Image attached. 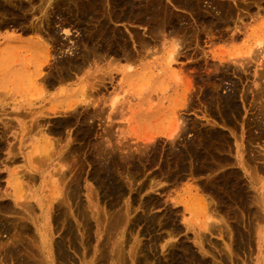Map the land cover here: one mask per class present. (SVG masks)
Masks as SVG:
<instances>
[{
    "label": "rangeland",
    "instance_id": "rangeland-1",
    "mask_svg": "<svg viewBox=\"0 0 264 264\" xmlns=\"http://www.w3.org/2000/svg\"><path fill=\"white\" fill-rule=\"evenodd\" d=\"M133 1H135V0H130V2H133ZM143 1L144 0H136V2H133V3L143 5L145 2V1L144 2ZM192 1L195 3L194 12H193V10H189V11H191V12H189L188 9L186 10L184 8H180L181 6H179V5H177V6L175 5L176 8L172 4H171L172 6L170 5V8L172 7L171 11L173 12L172 15H174L175 21L177 22V24H179V22L181 23V24H179L180 26H178V27L182 26L180 29L184 28L182 30L179 29V32L177 31L174 34L166 31L165 34H155L154 35L153 31L151 32V30H149V27H150L149 24L150 23H146V22L139 23V22H134L133 20H131L129 22H127V21L126 22L125 21H115L114 23H111L112 25L110 24L111 32H112V27L114 25V28L119 29L122 32V35H124L125 38L128 40V43H130L132 45L131 46L129 44L132 47V49H134V51H135V46H136V41H135L136 39L138 40L139 37H143L145 39L148 38V40L150 38L152 39V40L150 39L152 41L150 43V46L148 48H146L145 51H143L144 53L142 52L143 58L140 57L136 61H132L133 65L136 67L133 68V70L130 72H131V74L133 71L136 73H134L131 76V82L130 83H126V75H124V74H126L124 71V69L126 68L125 67L126 65L124 66V69L122 67H120L121 65H124V63H127V61L125 59L124 60L120 59V61H119L118 59L121 57H117V56L113 55L112 53H106V54L103 53V54H101L102 57H99L98 55L92 56V55L88 54V49H86L87 45L89 44L88 46H90L92 44H90V43L87 44L86 40L88 37H86L85 35L88 36V34H89L88 32L93 30V29L90 28L89 25L87 26L86 22H82V24L79 23V25H77V24L75 25L77 20L75 21L72 19H70V20H72L73 22H71V24L65 25L64 26L65 28L62 30V32L60 30V32L57 35L56 34L48 35L49 37L53 38V39H51L48 37L56 45L55 46L56 50L54 49L55 51L54 50L50 51V53H52V54L47 52V54H49L48 55L49 57L47 60L48 63L46 61V64L44 63L39 68L35 67V69H34L33 63L29 62L27 64V67L25 69V73L28 76H31V78L28 77V79H30V81L26 80L27 81L26 83H28L27 84L28 88L25 89L21 85V81L18 80V78H16L17 77V70L19 69V66L13 67V69L16 72V77L13 76V78H12L13 81H11V83L7 87L2 86V88H0V101H1L0 102V109H1L0 114H2V115H0V210H1L0 211L1 212L0 213V224H2V226H0V227H2V228H0V233H2V234H0V240H1L0 241V248L2 250V251L0 250V264H17V263H19V261H21L20 259L25 260V261H29V260H33L34 257H36V258L40 257V259H42L40 262L44 261V263L42 262V264H45V263L49 264L48 260L46 261L47 257L42 253V250H40L39 245L42 246V244H41V242H38L40 240V238H39V235L36 234V233H38L36 230V227H34L35 226L34 220H36L35 216H37L40 213L38 208L35 210L31 208V209H28L29 210L28 211L26 208H23L22 205H20V204L18 205V203H16V200L12 196H10V195L7 196L6 193H11L12 191L15 190V187H17L19 190L20 189H22V191L25 190L24 191L25 194L26 193L32 194V191L34 190L33 194L35 192H39L42 195H46L48 192L46 189H48V188L50 189V184L48 182L50 181L49 178H51L52 173H56L59 177V180L63 179V177L60 178L61 177V175L59 174L60 170H58L60 167H61V169H67V168L71 167V168H69V169H71V171L69 170L70 172H68V174H67L68 177L64 179V185L66 183H68L67 181H70V179L73 180L75 177H78L77 175L81 174L82 177L80 176L78 178V182H80L79 185L81 186V189H80L81 194L80 195H84V196H80V198L83 201V203L85 204L86 208L90 205H93V210L95 212H97L98 214L95 213L96 217L95 216H93V217L88 216L87 217L88 218V224L90 223L92 225L89 224L90 226H88V229H86L87 223L84 220L85 217H83V216L81 217L79 215V218L76 220V218H74V216L72 215V214H74L73 211L68 207L71 211L67 210L68 214H67V217L66 216L65 217L71 218L68 220H71V221L74 220V225H73L74 228L73 229H74V235L76 237L74 236L73 237L74 240H72L70 234L65 235L66 238L63 237L64 235L63 236L61 235L63 232H66L65 228H64L65 226H63L64 222H66V221H63L65 218L62 219L63 225L59 224V225H61L60 227H61L62 233L60 234L61 231H59L60 228L58 227L59 226L58 225L57 228L55 229V232H57V233H55V237H56V240L57 239L59 240V239H61V237H60V235H61L62 239L64 241V249L68 250L71 253H68V251H67V254H69V255H67V254L65 255V257L67 259L65 257L62 259H60L59 257L55 258L57 256L55 254V257H54L55 258V260H54L55 264H66V263L67 264H69V263L70 264H76V263L77 264H84L85 262H86L85 264H93V263L95 264V262H97L99 264H106V263L107 264H117V263L121 264V262H118V260L122 261L120 259H122L125 255H126L125 258L127 257V259H130L127 261L126 259L123 258L125 260L124 262H126V263L128 262L127 264H134L135 263L134 260H136L137 258H139V259L142 258L141 261L144 260L143 264H160V263L161 264H183L182 260L186 261V263L184 262V264H198V263L199 264H203V263L205 264V261H207L206 264H213V263H215V261H216L215 264H219L220 263L219 260L220 261L224 260L221 262V264H226V263L227 264H229V263L230 264H264V158H263L264 157V89H263L264 88V51H262V53H260L261 50H264V0H224V1L223 0H192ZM220 1L223 3H221ZM247 3H249V4H247ZM207 5H210V6H207ZM257 5H259V6L257 7ZM6 6H8V3L6 4ZM215 6H216V9H215ZM207 7H209V8H207ZM245 7H247V8H245ZM231 9H232L231 14L226 12V11L231 10ZM197 10H198V12H197ZM222 10H223V12H222ZM1 11L2 10L0 9V13H1ZM217 11H219V12H217ZM201 12H202V14H201ZM220 12H222V13H220ZM224 12H226V13H224ZM27 13H29V12H27ZM56 13H57V9L55 10V13L53 12V14H52L53 17L51 19L53 21L57 20L58 22H60V20H61V22H62L64 19L60 18L58 13L57 14ZM223 13L225 14V17L228 18V20L225 17H223L224 16V15H222ZM39 14H36L35 20H36V17L41 15V14L40 15ZM218 14L219 15L221 14L222 18L226 19L227 21L223 20L222 18L220 20L218 18ZM243 14H244V17H243ZM182 15H184V16H182ZM216 16H217V18H216ZM11 17L13 18V16L11 14L6 15V16H3L2 14H0V21L2 19H4V20L7 19L6 21H8L7 23H9V20H10V22L12 20L8 19V18H11ZM64 17L66 18L67 16L65 15ZM185 18H186V20H185ZM201 18H203V21ZM239 18H240V20H239ZM180 19H181V21H179ZM187 19H189V20H187ZM241 19H243V21ZM31 21L32 20L30 17L29 21H27L26 23L28 25H30L29 23L34 22V21L31 22ZM188 21H190V22H188ZM206 21H208L207 22L208 24L209 23H211V25L213 24V26L209 27L208 24L206 23ZM211 21H213V22L215 21V22L213 23ZM239 23H241V24H239ZM204 24H206L207 26ZM9 25H12V24L9 23V24H6L4 26L0 22V43L1 44H7L8 43V40H6V38H5V35L7 33L19 32V33H15V34H22L21 33L22 31L19 30V28L16 29V26H9ZM82 25H84V26H82ZM116 25H117V27H116ZM192 25H195V26H192ZM53 26H58V25L54 24ZM189 26H191L192 28L190 27V29H189ZM197 26H198V28H197ZM193 27H195V28H193ZM238 27H240V29ZM12 28H13V30H12ZM83 28H84V31H82ZM86 28H88V29H86ZM67 29H70L72 31V33L67 35V33H68ZM191 29H193V30H191ZM197 29H199V30H197ZM223 29H225V30H223ZM226 29H229V30H226ZM14 30H16V31H14ZM236 30L238 31V33ZM191 31H196V35H194L195 32H191ZM198 31H201V32H198ZM135 32L137 34H135ZM139 32H141V33H139ZM190 32L192 33L190 35L192 37L186 36ZM79 33H81V34H79ZM127 33H129V34H127ZM27 35H29V34H24V35L22 34V38L26 37ZM159 35H162V36H159ZM163 35H165V36H163ZM145 36H147V37H145ZM69 38H70V40H69ZM81 38H82V40H84L86 38L84 40L85 43H83ZM168 38H170V39H168ZM177 38H179V39H177ZM179 40H181V41H179ZM71 41H72V43H71ZM176 41L179 43L177 44ZM76 42L78 43L77 45H76ZM95 42H96V40H95ZM95 42L93 44H96ZM194 42H196V43H194ZM79 43H80V45H79ZM159 43H161V44H159ZM99 44H101V43H99ZM211 44H212V46H211ZM46 46L48 47V51H49L50 47L48 46V44H46ZM176 47H178V49L179 48L180 49L178 50ZM88 48H90V47H88ZM160 48L161 49L163 48V49L160 50ZM173 49H174V51H173ZM175 49H177L180 52H178L177 50L175 51ZM72 50H74V51H72ZM56 51H58V52H56ZM85 51H86L87 55L84 54ZM185 51L187 54L185 53ZM157 52H159V53H157ZM171 52H174V54H176L175 58L176 57L177 58L170 65V64H167L166 61H167L168 57H170L169 54ZM176 52L179 53V55H177ZM31 53L32 52H25L23 54V56L26 55L27 60H28V58H31V55H30ZM148 53L150 54V56L148 55L149 57L148 56L146 57V54H148ZM152 53H153V57H152ZM53 54H55V56ZM83 54H84V56H86V58H90L91 60L83 58ZM257 54H259V55H257ZM150 57H152V58H150ZM144 58H145V60L146 59L148 60L147 64H143V62L145 61ZM41 60H42V56H41ZM43 60H44V58H43ZM49 60H51L52 62H50ZM63 60H69V62L78 61L79 64H82V65H80V67H78L77 69L74 67H72V69L71 68L68 69V72L70 74H72V75L69 74V76L72 78L69 79V77H67V79L63 78V79L59 80L58 79L59 73H57L55 71H58L59 69L62 68L61 67L62 65L60 66V64H61L60 62ZM111 60H113V61H111ZM111 62H113V63H111ZM209 63L211 66L209 65ZM225 63H226V65H225ZM59 66H60V68H59ZM244 66H245V68H244ZM63 67L66 68L67 66L65 65ZM115 67H117L118 70ZM118 67L122 68L121 71L119 70ZM43 70L46 72H47V70H52L51 71L52 74L50 73V75L52 76L53 73L55 72L52 78L58 79V81L56 80L54 82L55 85L53 84L51 86V88H49V89L45 87V82L42 79H40L43 77L42 74L45 73ZM262 71H263V73H262ZM0 72H3V71H0ZM104 72H105V74H104ZM260 72H261L262 76H261ZM128 80H129V78H128ZM213 80H214V83H213ZM42 82H43V84H42ZM241 82H243V84ZM104 83H106V84L104 85ZM215 83H217V84H215ZM262 83H263V85H262ZM93 84L94 85L96 84V85L94 86ZM192 84H193V86H192ZM41 85L44 88L41 87ZM190 85L193 89L190 87ZM214 85L216 86V88L214 87ZM208 87L211 88L212 90L211 89L209 90ZM248 87H249V89H247ZM205 88L209 91H207ZM257 88H259V89H257ZM39 89L41 90V92L39 91ZM253 89H254V91H253ZM193 90L196 92L194 93ZM206 91L208 94L206 93ZM230 91L232 92L233 99H234L232 101L231 105H230V103L227 104L226 103L227 101H223V99H222V102L217 101L218 97H220L219 95H221V94L224 95L225 93H230ZM37 92H39V94ZM89 92H90V95H89ZM234 92H235V94H233ZM210 93H212L213 96ZM85 94H86V97H85ZM91 94H92V96H91ZM209 95H211V96H209ZM216 95H218V96L215 98ZM95 97H97V98H95ZM208 97H210V98H208ZM238 97H239V99H238ZM83 98H85V99H83ZM50 101H51V103H50ZM62 101L67 102L69 104L74 101L73 104H75V105L74 106L71 105V106H73V107L77 106V108L79 107L78 109L81 113V114H79V112H76L78 116H75V113L72 114L73 116L71 114L70 115L67 114L68 116H70V118H72V123H71L72 126L69 124L71 126V127L69 126V128L70 129L72 128V129L71 130L69 129L70 132H69L67 127L64 129V133L66 131H68L69 133L68 132L67 133L69 134V136L72 138L74 136V138H75V142H73V143L74 144L77 143L75 145L78 146L77 147L78 152L76 151L75 157H77L76 159L78 161L80 159L82 160V161H80V162H83V163H81V167H80V162H78L74 157L68 158L69 160L72 159V160L77 161V162L76 161L72 162L70 160L71 163H74V166H72L73 164L69 165V163H70L69 160H68L69 161L68 164L65 162V164L68 165L69 167H67L65 164L62 165L64 163V160L65 161L67 160V159H63V157H62L63 162L61 164L59 162V161H62L59 159H61L60 157L63 156L64 150L67 148L66 142H68L69 140H66L64 142H61L62 140L59 141L60 144H62L61 147H60L59 143H58L59 145L55 144L54 147L56 145L58 147L57 148L55 147L56 149H54V151L52 153L50 152L51 154L49 153V151L52 148H49V151L44 150L47 154L49 153L48 156H46L47 158L50 155V157L48 159L46 158V161H43L45 167L43 166V163L42 164H36V163H40L39 161H41V160L39 159V157L43 158V155L45 152H43V155L37 154V155H39V156H37L39 161L36 158H34V159L31 158V160L29 161L28 158L26 157V154L28 153V151H30L32 149V145H30V143L32 144V141H33V136L30 135V133L26 132L27 130L24 129L26 123L29 122L28 121L29 119H30V121H32L35 117H41V119H42L43 117L54 116L51 119L48 118L50 121L49 120L48 121L42 120V123L46 124L47 127L52 126V124L54 127H56V125L59 124L56 122H60L63 119L69 118L68 116L63 115V114H59L56 116L51 115L53 113V111H55L54 108H57L58 110H59V108H61V106H62L61 102ZM76 102L77 103L79 102V103L77 104ZM203 102H205V103H203ZM217 102H219V103H217ZM195 103L198 105H196ZM220 103H221V105H224V106H221ZM86 105L88 107L82 108L83 106H86ZM107 105L108 106L110 105V106L108 107ZM232 105H234V106H232ZM30 106L33 108H31ZM26 109H29V112H32L33 109H34V111L29 116L30 113L27 114L28 111H26ZM16 110H18V111H16ZM22 110H24L27 114V118L26 117H25L26 119L24 118L25 120L23 119V117L26 114H22V117H21ZM8 111H10V112L8 113ZM105 111H106V113H105ZM50 112H52V113H50ZM83 112L89 116L87 117V115L83 114ZM89 113L90 114L92 113L91 116H94V117L91 118ZM261 114H262V116H261ZM11 115H13V116H11ZM80 115H82V116L85 115V116L82 117ZM226 115H227V117L228 116L229 117L227 118ZM61 116H62V118H61ZM11 117H13V118H11ZM31 118H33V119H31ZM75 118L78 120H76ZM80 118L82 119V121L80 120ZM84 118H85V120H83ZM86 118H88L87 119L88 121L86 120ZM175 118H176V120L178 119L177 120L178 123L173 120ZM261 118H263V119H261ZM183 119L187 122L186 123L184 121L187 124L189 129L185 130V128L183 127V125H185V123L182 122ZM255 119H258V121L257 120L255 121ZM73 120H74V122H73ZM201 120H202V122H201ZM211 120H212V123H211ZM26 121H28V122H26ZM52 121H53V123H52ZM80 121L82 122L83 125L81 124ZM173 121L175 124L173 123ZM47 122H50V123H47ZM85 122H87V123H85ZM88 122L92 123L91 126H90V123H88ZM179 122L180 123L182 122L181 123L182 125L179 124ZM48 124H50V126ZM86 124H87V126H86ZM4 125L7 126L8 129H6V127H3ZM80 125H81V127H79ZM88 126H90V127L88 128ZM171 126H173V127H171ZM15 128H17V129H15ZM81 128L83 130H79ZM91 128H92L93 132H92ZM232 128H234V130ZM175 129H177L179 132H182V134L179 132H178L179 134H177V130H175ZM215 129H216V131H215ZM8 130H10V131L8 132ZM86 130H88L90 133H88V131H86ZM180 130H182V131H180ZM217 130H219V132ZM75 131H76L77 137L75 135ZM173 131H175L176 134H174ZM184 131H185V133H184ZM212 131L217 132L218 135L220 133L219 136L220 137L222 136V137L221 138L217 137V140L219 139L220 143H222V144L224 143L223 144V146L225 145L224 148H218L217 147V148L211 149L212 148L210 146L211 142H208V144L205 143L207 140H209L208 139V138H210L209 134H211ZM1 132L2 133L4 132V135ZM71 132L74 135L71 134ZM169 132H170V134H169ZM207 132H210V133L208 134ZM254 132H256V133H254ZM91 133H92V135H91ZM199 133H202V134H199ZM68 134H63V135L66 136ZM81 134H85V136L87 138H85L84 135H81ZM104 134H106V135H104ZM55 135L56 134H54V136ZM171 135L176 136V137H174V141H176L178 139L179 141L177 140L176 142H180V143H177L176 145H174L172 143V141L170 139H168L169 137L172 138ZM199 135H201V136H199ZM24 136H25V138H24ZM52 136H53V134H52ZM56 136L59 137V135H56ZM78 136H80L82 138H80ZM197 136H199V138ZM203 136H205V138ZM10 137H11V139H10ZM146 137H147V139H149V141L145 139ZM154 137H156V138H154ZM97 138H100V139H97ZM175 138H177V139H175ZM71 140L74 141V139H71ZM223 141H225V142H223ZM81 142H82V144L80 145ZM132 142H133V144H132ZM202 142H203V144H206L205 145L206 149L204 148V145H202ZM14 143H15V145H14ZM16 143H18L20 145L17 144V147L15 148ZM12 144L14 145L13 147H12ZM79 145H80V148H79ZM99 145L101 146V148H103L104 147L103 145H105V148L102 149V152L105 149H106L105 151L108 150L107 151L108 153L105 151H104V153H102V155H104L105 156L104 158H106V159L101 157V154H100L101 149L99 148ZM117 145H118V148H117ZM187 145H193V147H191V149L194 150L195 153L193 151H191V149H188ZM62 146H64V148H62ZM81 146H83L82 147L83 149L81 148ZM96 146H97V148H96ZM124 146H126V147H124ZM236 146H238V148ZM114 147H116L117 151L115 150ZM127 147L129 149H127ZM183 147H186V148L184 149ZM207 147H209V148L211 147V148L208 149ZM113 148H114V150H113ZM173 148L175 151L173 150ZM14 149H15V151H14ZM16 149H18V150H16ZM47 149H48V147H47ZM80 149H82V152ZM171 149H172V151H171ZM220 149H221V151L224 150L223 153L220 151ZM12 150L14 153L12 152ZM130 150L134 154L130 153L131 152ZM17 151H19L18 155L16 154ZM79 151L81 152L79 154V156L81 155L80 158H78V156H77ZM177 151H182L183 154L187 151L190 153H188V152L185 153V155L188 157L186 159V157H184V155L182 153L181 154L183 156ZM247 151H249V152H247ZM255 151H256V153H255ZM61 152H63V153H61ZM112 152L114 153V157H116V158H114L115 161L117 159L119 162H117V161L115 162L114 159L110 161V159H112ZM139 152H141V153H139ZM174 152H176V155H174L175 154ZM198 152L201 153V156L207 155L206 157L204 156L206 159L204 157H202L204 159H202L200 157V158H198V160H196L195 155L198 154ZM105 153L107 154V156L105 155ZM144 153H145V155H148V154H150V155L145 156ZM171 153L172 154L174 153V154L172 155ZM177 153H178L179 157L177 156ZM191 153L195 154V155H192ZM52 154H54L55 156ZM131 154L133 156H130ZM140 154H142V156L144 155L145 158H147L148 160L147 159L145 160L144 156L141 157ZM188 154H190V156H188ZM123 155L126 157V160L124 158H122ZM259 155H260V157H259ZM108 156H110L109 157L110 159L107 160ZM128 156H130V157H128ZM175 156L178 158H176ZM210 156L213 159H211ZM10 157H13V158L11 159ZM33 157H36V155H34ZM100 157L102 158L104 163L102 162L101 159H99ZM180 157L183 160L185 158V160L183 161ZM130 158H132L134 161L129 160ZM135 158L139 159V160H135ZM167 158H168V161H167ZM179 158H180V160H179ZM191 158L192 159L195 158V160L193 159V161L194 162L196 161V162L195 163L192 162ZM174 159H175V161H174ZM177 159H178V161L176 162ZM33 160L36 162L34 163ZM42 160H45V159H42ZM127 160H129V161H127ZM131 161H133V164H130ZM138 161H139V163H136ZM142 161L145 162L146 164L145 163L141 164V163H143ZM179 161L181 164L179 163ZM189 161L192 163H190ZM211 161L212 162L214 161L215 164L211 163ZM215 161H220L221 163L220 162L217 163ZM246 161H248L247 162L248 165H247ZM31 162H33V163H31ZM105 162H107V163L112 162L111 170L114 166L113 176L115 177L116 182H118V183L120 182V185H121V181L125 183L126 186L124 184H122L123 188H125L124 189L125 193H126V188H128V190H127L128 192L126 194L124 193L125 195L122 196V199H123L122 201H121V199L119 200L118 198L113 199V197H112L113 195L110 196L112 193L105 194V193H109L106 184L103 182V180L100 179L98 181L96 179L97 177L102 176V175H103L102 178H104L102 167L105 164ZM134 162L136 163V166H135ZM184 162H185V164H184ZM200 162H201V164H200ZM244 162H245V164H244ZM53 163H55V164H53ZM100 163H103V165L101 164L100 166H97V164L99 165ZM114 163H116L119 166H115L116 164H114ZM127 163H129L130 165ZM207 163H208V165H206ZM31 164H33V165H31ZM124 164H126V166ZM137 164L140 165L143 169L140 166H138ZM169 164H171L170 167H169ZM216 164H218V165L220 164L219 166L221 169L218 168L219 166L217 165V167H216L217 169H214L213 171H211L213 169L212 167L215 168ZM221 164H222V166H221ZM75 165L76 166L79 165V166H77L78 169L73 168V167H76ZM132 165L135 166L134 167L135 169L132 168L133 167ZM166 165H167V167H166ZM183 165H185V166H183ZM189 165H190V167H188ZM194 165H196V166L194 167ZM202 165H206V166L203 167ZM181 166H183V167H181ZM186 166H187V168H190V169H186L185 168ZM200 166H202V168ZM207 166H209V167H207ZM14 167L16 168V170ZM98 167L101 171H99V169H97ZM127 167H129L130 170H134V171L136 170L135 172H137L139 169L138 174H140V172H142L140 174L141 176L139 175L140 178L137 176V178L134 179L136 177L134 175L135 174L138 175L137 173H134V171H131L133 173L132 176L126 177L125 175H128V171H127L128 168ZM175 167H177V168H175ZM206 167H207V169H209V172H208V170H206ZM120 168H122V169H120ZM173 168H175V169H173ZM210 168H212V169H210ZM37 169H39V170L37 171ZM176 169H178V170H176ZM196 169H198V170H196ZM224 169H225V171H224ZM25 170H31V173H33V175L35 174L39 177L33 178L34 177L33 176L30 179V177H28L26 175H22ZM57 170H58V172H56ZM76 170L77 171L79 170V171L77 172ZM122 170L124 172L127 171V174L123 173ZM173 170H175V171H173ZM179 170H180V173H178ZM201 170L203 171V173H204V171L206 173H204V174L201 173L202 172ZM210 171L212 172L211 174H210ZM79 172H81V173H79ZM97 172H100V175ZM69 173L71 174L70 176H69ZM73 173L74 174L76 173V174L73 175ZM172 173H174V174H172ZM219 173H222V174L220 175ZM43 174H46L45 179L47 181V184L44 185V187L40 189L39 184L41 182V175H43ZM120 174H122V175H120ZM214 174H216V176L218 175L217 176L218 179L215 178V180H214V176H213ZM16 175L17 176L20 175L19 177H21L20 182L22 184V187L20 186L21 184L16 186V179H15ZM57 175H56V177H57ZM94 175L96 176V178ZM174 176H175V178H174ZM221 176H222V178H221ZM252 176H254V177H252ZM71 177H74V178L72 179ZM130 177H134L133 180ZM211 177H212V180L214 182L211 180ZM178 178H180V179H178ZM209 178H210V180H209ZM224 178H225V180H224ZM24 179H25V181H24ZM34 179H36L37 181ZM79 179H80V181H79ZM150 179H151V181H149ZM221 179L224 180V182L228 181V184H224V182H222ZM207 180H209V182L212 183V185L210 186V183L208 182V184H209L208 186H210L211 188L207 187V186H206L207 188L202 187L205 185H203L204 183H201V182L206 181V183H207ZM230 180H231V183H230ZM233 180H236L238 184L236 183V181H233ZM100 181H102V182H100ZM215 181L221 185H219L218 183L215 184ZM195 182H196V184H195ZM193 184H195V185H193ZM141 185H142V188H141ZM213 185H215V186L219 185L218 187H220V189H222V191H221L222 193L220 192V189L217 188V186L215 187ZM224 185L225 186L227 185V188L229 187V190L225 187L227 189L226 190L224 188ZM232 185H234V188H233L234 190L231 188L233 191L230 189V187H232ZM19 186H20V188H19ZM91 186H92V188H91ZM93 186L95 188H99L98 189L99 191L95 188L93 189ZM221 186H223V187H221ZM29 187L31 188V191H29L30 190ZM88 187H89V189H88ZM137 188L140 190L137 191ZM198 188H200V189H198ZM209 188L211 190H209ZM215 188H217V189H215ZM103 189H105V190H103ZM218 189H219V191H218ZM235 189H237V190H235ZM239 189H242V190H239ZM247 190H249V191H247ZM89 191L90 192L94 191V192L90 193ZM102 191L104 193H102ZM224 191H226L227 193H223ZM251 191L254 193H252ZM98 192H99V194H98ZM203 192H204V194H203ZM240 192H241V194H240ZM242 192L245 195H242ZM248 192H250V193H248ZM86 193H87L88 197H86ZM89 193H90L91 199L89 197ZM212 193L216 194L215 198L218 196L219 200L217 198V200H216L217 203L220 201V198H222V200L220 201L221 205H220V202L218 204L216 202H214L215 200L213 201L214 203L211 204L212 200L215 199V198H213L214 196ZM93 194H95V195H93ZM221 194H223V196ZM225 194H226L227 198H226ZM237 194H238V196H237ZM4 195H5V197H4ZM239 195H240V197H239ZM204 196L211 199V200H209L207 198L205 200ZM234 196H236V198ZM95 197H97V199ZM145 197H146V199H145ZM238 197L240 199L243 197L242 198L243 200H241L242 202L238 201L240 199L237 200ZM82 198L85 199L86 201L83 200ZM93 198H94V200L95 199L96 200L94 201ZM147 198L149 199V202H147L148 201ZM98 199H100V200L98 201ZM126 199L128 202L126 201ZM156 199L158 200L157 201L158 205H154L152 203ZM224 199H225V201L226 200L227 201L225 202ZM250 199H251V201H249ZM114 200L118 201V202L116 201L117 205H115L116 203L114 202ZM200 200H203V202H204L203 205H202ZM232 200L233 201L236 200V201L233 202ZM6 201L8 204L6 203ZM32 201H33V203L34 202L36 203V200L32 199ZM130 201H132V202L130 203ZM207 201L208 202L211 201L210 205L208 204L209 208H211V209H209V210L205 209V211H204V208L206 207L205 205H207ZM1 202H3V203H1ZM120 202H124V203H121V206H123V204H124L125 208L127 207V205L130 206V204H132L131 206L133 208V211H131L132 213L130 212L131 214L128 216V219H130V218L134 219V217H135L139 222L137 223L136 226L133 224L135 226L134 227L132 225L133 221H131V219H130L128 221V223H125L124 225H122V226H124V228L120 225V226H118L119 229L117 227H113V228H111V230L109 229V231H108L107 227H111V226L109 225L110 223L109 224L107 223V217H108V219L112 218L111 215L114 214L113 211L114 212L116 211L114 209L118 208V210H120L122 208V207L121 208L118 207L119 206L118 204H120ZM134 202H135V204H134ZM248 202H249V204H247ZM4 203H6V205ZM110 203H111V205H110ZM112 203H114V205H115V206L113 205L114 206L113 211H112ZM146 203H148V206ZM149 203L150 204L152 203L153 206H152V204L150 205ZM199 203H201V204H199ZM241 203H243V206H241L242 205ZM141 204H143V205H141ZM144 204H146L145 208H144ZM216 204L218 207H216ZM222 204H225L228 207L225 206V208H224V205L222 206ZM1 205H3L4 209L2 208ZM72 205H73V208L76 207L74 203H72ZM102 205L104 206V208L106 206L108 212L110 213L109 215L111 217L107 216L108 213L106 214V212H107L106 209H104L105 213L103 210H100L102 208ZM12 206L15 207V209L18 208V210L16 209V211H14L15 209ZM97 206H100V208H98ZM171 206L174 207V209L176 208V211L174 210V212H173V209ZM201 206H203V207H201ZM219 206H221V207H219ZM8 207L9 208L11 207L10 209H12L11 210L12 216L14 215L15 217L14 216L11 217V214H10L11 211ZM239 207H241V208H239ZM134 208H136V209H134ZM218 208H221L222 210H219ZM236 208H237V211H236ZM148 209H149V211H148ZM7 210H9L10 213ZM206 210H208V211H206ZM89 211H90V209H89ZM121 211H123V210H121ZM6 212H8V213H6ZM22 212H24V214ZM28 212H30V213H28ZM69 212L72 213L71 214L72 216L69 214ZM99 212H103V215L100 213V215H102L101 217H103V219H104V216H106L105 217L106 219H104L102 221L103 223L101 222L102 218L99 217L100 216ZM206 212H208V213H206ZM5 213H6V215H5ZM35 213H37V214H35ZM170 213H172V214H170ZM204 213H206V214L213 213L214 218H216L215 220H217L219 217V219H218L219 222L216 221L215 226L214 227L211 226L212 228H210V229H212V231H213L211 233L209 231V228L203 226L204 221H206L205 220L206 215ZM228 213L230 214V216ZM33 214H35V216ZM213 214H211V215H213ZM24 215L26 216V218ZM152 215H154V216L157 215V217H158V220H157V217L155 218V220H156L155 224H154L153 220L151 221L149 219L150 217H151V219H154L152 217ZM91 216H92V214H91ZM16 217H18L19 220ZM28 217L29 218L31 217V218L28 219ZM145 217H146V221L144 220ZM13 218L14 219L16 218V220H18V222H16V224L14 223L16 220H14ZM32 218H35V219H32ZM6 219H8L7 221H9L11 219L12 222L14 221L13 222L14 224H10L11 223L10 221H9L10 223H8L7 221H5ZM20 219H21V221H23L25 223L23 224L20 221ZM24 219H25V221H24ZM27 220H29V221H27ZM105 220H106V222H105ZM109 220H111V219H109ZM109 220H108V222H110ZM258 220H260V221H258ZM20 222L23 224V226H26L25 224H27V222H29V224H27V226H26L27 229H25V227L23 229L21 226L22 224L21 225L19 224ZM92 222H94V223H92ZM97 222H99V223H97ZM152 222H153V224H152ZM100 223L104 224V225H99ZM7 224H10L11 226L7 225ZM33 224H34V226H33ZM93 224L95 226L98 224V226L95 227ZM127 224L129 226H126ZM216 224L218 225V227L221 226V228L216 227ZM226 224L228 225V227ZM82 225L84 226L83 228H85L84 229L85 232L83 231V228L81 227ZM106 225H107V227H106ZM222 225L225 227V229ZM91 226L92 227L94 226L93 227L94 229ZM100 226L102 228L101 230H100ZM172 226H174V227H172ZM28 227L29 228L32 227V229H29ZM105 227L107 228V231H105L106 230ZM215 227H216V229H215ZM51 228H52V226H51ZM63 228H64V230H62ZM75 228H77V230ZM78 228H79V230H78ZM91 228L93 229V231ZM115 228H117V229H115ZM205 228H207V229H205ZM33 229L35 230V234L38 237V239L36 238L37 240H34L36 236H34L35 234L32 233V232H34ZM90 229H91L92 233L93 232H95V233L91 234V232H88ZM113 229H115V230L113 231ZM170 229H171V231H170ZM13 230H15V231H13ZM75 230L77 232H75ZM165 230H168V231L166 232ZM26 233H28V234H26ZM87 233H90L91 236H89V234L87 236L86 235ZM94 234H95V236H94ZM122 234H124V237L121 236ZM13 235L15 238L17 237V243L18 244L16 243V241H14L15 238L13 237ZM23 235H24V237H23ZM107 235L113 236V237H108ZM125 235H126V239H125ZM140 235H142V236H140ZM10 236L13 237L14 239L13 238L11 239ZM22 237L25 238V239H22V241L25 242L26 244L25 243L22 244L21 240H20L21 241L20 243L18 242L19 239ZM31 237H34V239ZM238 237H239V240H238ZM69 238H71L70 243H68ZM108 238H110V239H108ZM121 238H122V240L124 239V243L121 241L123 243V244L122 243L121 244L125 246V248H126V249L124 248L125 252L123 251L124 249H121V248H123L122 245L120 244ZM208 238H210V239H208ZM65 239H67V240H65ZM84 239H87V240H84ZM139 240L141 241V243L139 242ZM197 240H198V242L201 241L202 243L200 242L201 244L198 245ZM209 240H211L212 242ZM231 240H232V242H231ZM3 241H4V243H3ZM66 241H68V242H66ZM104 241H106L107 244L109 242V247L107 248V253L111 254L110 258L109 257L105 258L104 256H102L104 259H97L98 257L99 258L101 257L100 256L101 252L105 253V254L101 253V255L106 256V247H104V246L107 244L106 243L104 244ZM135 241L140 246L139 245L136 246L137 244ZM237 241H238V243H237ZM72 242H74V243H72ZM75 242H77V243L79 242L77 244V246H76ZM234 242H236V243H234ZM1 243H3L4 246H2ZM9 243L10 244L12 243V244L10 245ZM67 243L69 244L68 247H66ZM119 244H120L121 248L117 247V245L119 246ZM9 245L10 246L13 245L14 247H16L17 245L18 246L21 245L23 247V248L19 247L20 250L21 249L23 250L21 253H23L22 255H24V256L26 255V256L21 257L22 255L20 253V250H18L19 252L14 250L15 248L12 250L11 249L12 247H10ZM126 245H127V247H126ZM133 245H135L136 247L134 248ZM110 246H111V248H110ZM141 246H143L142 247L143 249H141V251H143V252L136 249L138 247L141 248ZM199 246H203L205 248L200 247L203 249L202 250V249H199ZM235 246L237 247V249H235L236 248ZM8 247H9V249L7 250ZM35 247L37 248V250L41 251V253L40 252L38 253V251L36 250ZM103 247L105 248V251L103 249L104 252L102 250L100 252L99 250L102 249ZM182 247H185L184 248L185 250L189 248L190 250H192V252L190 253L189 249H188L189 251L186 250V252H185V250ZM29 248H31V249L35 248L34 250H36L37 252L33 251V253H31L32 250H30ZM78 248H80V249H78ZM149 248H151L150 251H149ZM16 249H18V248L16 247ZM76 249L78 252L76 251ZM108 249H109V251H108ZM120 249L122 250V252ZM9 250L12 252H10ZM66 250H65V252H66ZM83 250H85V251H83ZM114 250H115V253H114ZM117 250H119L121 253L119 254V251L117 253L116 252ZM130 250H131V252H130ZM134 250H137V251H135L136 253L134 252L136 257H137L136 259L134 258L135 255L133 254ZM183 250H184V252H183ZM204 250L206 252L207 251L208 252L205 254V253H203ZM210 250H212V251L214 250L213 253ZM234 250H236V251L234 252ZM8 251H9V253H8ZM110 251H111V253H110ZM201 251H203V252H201ZM225 251H227V252H225ZM123 252L126 254H124ZM137 252H141V253L137 254ZM148 252H149V254H147ZM116 253L118 254L117 256L121 255L122 257L120 256L121 258L119 257L120 259H118V257L116 256ZM122 253L124 256L122 255ZM201 253H202V255L205 254V257H204V255L202 256ZM82 254H83V256H82ZM85 254H87V255H85ZM195 254L196 255L198 254V255L196 256ZM235 254H237V255H235ZM28 255H29V257H27ZM113 255H114V258L118 259L117 261H114L116 259L113 258ZM139 255H140V257H138ZM143 255L144 256L150 255V257L149 258L147 257L148 259L146 258V256H145V258H143ZM225 255H227V256H225ZM80 256H81V258H80ZM93 256H95V258ZM190 256H193V257L195 256L196 260L198 257V261L196 262L195 258L190 257ZM75 257H76V259H75ZM176 257L179 259V262H178V259ZM182 257L185 259H183ZM200 257H202V259ZM203 257L206 260H203ZM7 258H8V261H7ZM44 258H46V259L44 260ZM70 258H73L74 260L72 261ZM155 258H157L158 260L157 259L155 260ZM190 258L191 259L193 258L194 262H192V260H190ZM221 258H222V260H221ZM224 258L225 259L227 258V260H226L227 262L225 261ZM64 259H66V260L64 261ZM82 259H83V261H82ZM199 259H201L202 261H199ZM213 259H215V260H213ZM237 259L239 262L237 261ZM76 260H78L79 262H74ZM93 260H95V261H93ZM104 260H108V261H104ZM137 260H136V264L138 263ZM9 261H11V262H9ZM158 261H159V263H157ZM124 262H123V264H125Z\"/></svg>",
    "mask_w": 264,
    "mask_h": 264
},
{
    "label": "bare ground",
    "instance_id": "bare-ground-1",
    "mask_svg": "<svg viewBox=\"0 0 264 264\" xmlns=\"http://www.w3.org/2000/svg\"><path fill=\"white\" fill-rule=\"evenodd\" d=\"M1 2H0V9L2 10L1 11V13L0 14H2L3 16H6V15H9V14H11L12 16H13V18L11 17V18H8V19H11L12 21L10 22V20H9V23H11L12 25H9V26H16V29H18L19 28V30H21L22 32V34L24 35V34H29L30 36L33 34V36L32 37H34V35L35 36H37V37H35V38H37V41H33L32 39H30V38H28L27 40H23L22 39V34H15V33H19V32H15V33H7L6 35H5V38H6V40H8V43L7 44H1L0 43V71H3V72H0V88H2V86H5V87H7L10 83H11V81H13L12 80V78H13V76L14 77H16V72H15V70L13 69V67H16V66H19V69L17 70V77L16 78H18V80H20L21 81V85L26 89V88H28L27 87V84L28 83H26L27 81L26 80H28V81H30V79H28V77L29 78H31V76H28L26 73H25V69H26V67H27V64L30 62V63H33V64H35V67H37V68H39L40 66H42L44 63L46 64V61L48 60V55L49 54H47V52H49L50 53V51L52 50H56V45L54 44V42L51 40V39H53L52 37H49L48 35H50V34H58L59 32H60V30H61V32H62V30L65 28L64 26L65 25H67V24H71V22H73L72 20H77L76 21V23H75V25L77 24V25H79V23H81L82 24V22H86V24H87V26L89 25L90 26V28H92L93 30H91V31H89L87 34H88V36L87 35H85L86 37H88L87 38V40H86V42H87V44L88 43H90V44H92V45H90V46H88L87 45V48L86 49H88V54H90V55H92V56H99V57H102L101 56V54H103V53H112L113 55H115V56H117V57H121V58H117L119 61H120V59H122V60H126L127 61V63H124V65H121L120 67H122L123 69H124V66L126 67L125 69H124V71H125V73L126 74H124V75H126V83H130L131 82V76L134 74V73H136V72H132V74H131V72L130 71H132L133 70V68H135L136 66H134L133 65V62L132 61H136L138 58H140V57H142L143 55H142V52L143 51H145V49L146 48H148L149 46H150V43L152 42L150 39L148 40V38L147 39H145V38H143V37H139L138 38V40L136 39L135 41H136V46H135V51H134V49H132V45L130 44V43H128V40L125 38V36L124 35H122V32L119 30V29H117V28H114V25H113V27H112V32H111V30H110V24L111 23H114L115 21H127V22H129V21H131V20H133L134 22H139V23H143V22H146V23H150L149 25H150V27H149V30H151V32L153 31V34L155 35V34H165L166 33V31H168V32H170V33H176L177 31L179 32V29L182 27H178V26H180L179 24H181L179 21H181V19L178 21L179 22V24H177V22L175 21V18H174V15H172V11H171V8H170V5L172 4L173 6H177V5H179V6H181L180 8H184V9H188V11L189 10H193V12H194V9H195V3L192 1V0H144L143 2H144V4L142 5V4H136V3H133V2H136V0L135 1H133V2H130V0H0ZM224 1V0H223ZM142 2V3H143ZM221 2V1H220ZM236 2V1H235ZM8 3V6H6V4ZM141 3V2H140ZM221 3H223V2H221ZM225 3V2H224ZM234 3V2H233ZM250 3V2H249ZM249 3H247V4H249ZM211 4V3H210ZM226 4V3H225ZM171 5V6H172ZM205 5V4H204ZM231 5V4H230ZM252 5V4H251ZM176 6H175V8H176ZM207 6H210V5H207ZM222 6V5H221ZM233 6V5H232ZM239 6V5H238ZM246 6V5H245ZM259 5H257V7H258ZM220 7V6H219ZM227 7V6H226ZM207 8H209V7H207ZM206 8V9H207ZM242 8V7H241ZM245 8H247V7H245ZM57 9V13H58V15L60 16V18H63L64 20L61 22V20H60V22H58L57 20H55V21H53L51 18L53 17L52 16V14H53V12L55 13V10ZM215 9H216V6H215ZM222 9V8H221ZM225 9V8H224ZM243 9V8H242ZM259 9V8H258ZM213 10V9H212ZM227 10V9H226ZM225 10V11H226ZM243 11V10H242ZM245 11V10H244ZM263 11V10H262ZM27 12H29V13H27ZM184 12V11H183ZM189 12H191V11H189ZM192 12V13H193ZM197 12H198V10H197ZM217 12H219V11H217ZM222 12H223V10H222ZM222 12H220V13H222ZM226 12H228V13H230L231 14V12H232V9L231 10H228V11H226ZM226 12H224V13H226ZM241 12V11H240ZM246 12V11H245ZM41 15H40V14ZM56 13V14H57ZM182 13V12H181ZM222 14V15H224L223 17H225V14ZM244 13V12H243ZM36 14H39L40 16H38V17H36V20H35V16H36ZM55 14V15H56ZM184 14V13H183ZM201 14H202V12H201ZM206 14V13H205ZM237 14V13H236ZM67 16L66 18L64 17V16ZM215 15V14H214ZM222 15L220 14H218V18L221 20V18H222ZM248 15V14H247ZM57 16V15H56ZM182 16H184V15H182ZM181 16V17H182ZM235 16V15H234ZM242 16V15H241ZM30 17H31V20L32 21H34L33 23H29L30 25H28L26 22L27 21H29V19H30ZM178 17V16H177ZM229 17V16H228ZM233 17V16H232ZM243 17H244V14H243ZM57 18V17H56ZM179 18V17H178ZM216 18H217V16H216ZM226 18V17H225ZM230 18V17H229ZM70 19H72V20H70ZM202 19V21H203V18H201ZM223 19V18H222ZM227 20H228V18H226ZM226 19H223V20H226ZM7 20V19H6ZM6 20H4V19H2L0 22H1V24L2 25H6V24H9V23H7L8 21H6ZM185 20H186V18H185ZM187 20H189V19H187ZM222 20V21H223ZM226 20V21H227ZM230 20V19H229ZM239 20H240V18H239ZM242 21H243V19H241ZM31 21V22H32ZM37 21V22H36ZM57 21V22H56ZM209 21V20H208ZM208 21H206V23L208 22ZM218 21V20H217ZM188 22H190V21H188ZM192 22V21H191ZM211 22H213V21H211ZM215 22V21H214ZM213 22V23H214ZM225 22V21H224ZM230 22V21H229ZM145 23V24H146ZM184 23V22H183ZM228 23V22H227ZM58 25V26H53V25ZM73 24V23H72ZM186 24V23H185ZM208 24V23H207ZM210 24V25H209ZM208 24V26L210 27H212L213 26V24L211 25V23H209ZM222 24V23H221ZM239 24H241V23H239ZM112 25V24H111ZM203 25V24H202ZM204 25H206V24H204ZM73 26V25H72ZM81 26V25H80ZM82 26H84V25H82ZM192 26H195V25H192ZM207 26V25H206ZM215 26V25H214ZM217 26V25H216ZM227 26V25H226ZM229 26V25H228ZM233 26V25H232ZM116 27H117V25H116ZM122 27V26H121ZM131 27V26H130ZM190 27L191 26H189V29H190ZM202 27V26H201ZM230 27V26H229ZM82 28V27H81ZM85 28V27H84ZM84 28H83V30L82 31H84ZM151 28V29H150ZM188 28V27H187ZM192 28V27H191ZM193 28H195V27H193ZM197 28H198V26H197ZM205 28V27H204ZM224 28V27H223ZM239 29H240V27H238ZM80 29V28H79ZM86 29H88V28H86ZM182 29H184V28H182ZM182 29H180V30H182ZM208 29V28H207ZM12 30H13V28H12ZM66 30V29H65ZM126 30V29H125ZM191 30H193V29H191ZM197 30H199V29H197ZM223 30H225V29H223ZM226 30H229V29H226ZM14 31H16V30H14ZM81 31V32H82ZM123 31V30H122ZM131 31V30H130ZM188 31V30H187ZM204 31V30H203ZM237 31V30H236ZM67 35L68 34H70V33H72V31L70 30V29H67ZM77 32V31H76ZM149 32V31H148ZM185 32V31H184ZM191 32H195L194 33V35H196V31H191ZM187 33L188 35H186V36H189V37H192V36H190L192 33ZM198 32H201V31H198ZM197 32V33H198ZM139 33H141V32H139ZM150 33V32H149ZM237 33H238V31H237ZM236 33V34H237ZM79 34H81V33H79ZM86 34V33H85ZM127 34H129V33H127ZM135 34H137L136 32H135ZM134 34V35H135ZM151 34V33H150ZM169 34V33H168ZM64 35V34H63ZM84 35V34H83ZM82 35V36H83ZM206 35V34H205ZM76 36V35H75ZM129 36V35H128ZM152 36V35H151ZM159 36H162V35H159ZM163 36H165V35H163ZM170 36V35H169ZM198 36V35H197ZM196 36V37H197ZM208 36V35H207ZM218 36V35H217ZM51 38V39H49V38ZM60 37V36H59ZM145 37H147V36H145ZM149 37V36H148ZM154 37V36H153ZM152 37V38H153ZM156 37V36H155ZM179 37V36H178ZM236 37V36H235ZM68 38V37H67ZM83 38V37H82ZM82 38H81V40H82ZM160 38V37H159ZM180 38V37H179ZM179 38H177V39H179ZM86 39V38H85ZM84 39V40H85ZM161 39V38H160ZM167 39V38H166ZM168 39H170V38H168ZM181 39V38H180ZM196 39V38H195ZM67 40V39H66ZM69 40H70V38H69ZM68 40V41H69ZM84 40H82L83 41V43H85L84 42ZM95 40H96V42H95ZM185 40V39H184ZM19 41V42H18ZM105 41V42H104ZM178 41V40H177ZM176 41V43L178 44L179 42H177ZM179 41H181V40H179ZM209 41V40H208ZM16 42V43H15ZM96 43V44H93V43ZM193 42V41H192ZM38 43H40V45L38 44ZM71 43H72V41H71ZM70 43V44H71ZM99 43H101V44H99ZM194 43H196V42H194ZM46 44H48V46L50 47V50L48 51V47L46 46ZM63 44V43H62ZM78 43L76 42V45H77ZM131 46H130V45ZM135 44V43H134ZM159 44H161V43H159ZM188 44V43H187ZM190 44V43H189ZM79 45H80V43H79ZM180 45V44H179ZM186 45V44H185ZM75 46V45H74ZM193 46V45H192ZM211 46H212V44H211ZM78 47V46H77ZM76 47V48H77ZM88 47H90V48H88ZM160 47V46H159ZM181 47V46H180ZM196 47V46H195ZM153 48V47H152ZM177 49H178V47H176ZM182 48V47H181ZM200 48V47H199ZM203 48V47H202ZM73 49V48H72ZM79 49V48H78ZM163 49V48H162ZM161 48H160V50H162ZM177 49H175V51L177 50ZM180 49V48H179ZM178 49V50H179ZM187 49V48H186ZM29 50H31V51H29ZM54 50V51H55ZM152 50V49H151ZM158 50V49H157ZM159 50V51H160ZM177 50V51H178ZM72 51H74V50H72ZM82 51V50H81ZM173 51H174V49H173ZM258 51V50H257ZM256 51V52H257ZM262 51H264V50H261V52L260 53H262ZM25 52H33L32 53V55H31V58H28V60H27V57H26V55L25 56H23V54L25 53ZM56 52H58V51H56ZM178 52H180V51H178ZM184 52V51H183ZM144 53V52H143ZM157 53H159V52H157ZM177 53V52H176ZM185 53H186V51H185ZM184 53V54H185ZM189 53V52H188ZM50 54H52V53H50ZM76 54V53H75ZM85 55H87L86 54V51H85V53H84ZM84 54H83V58H86V56H84ZM187 54V53H186ZM195 54V53H194ZM34 55H35V57H34ZM42 56V60H41V56ZM54 56H55V54H53ZM82 55V54H81ZM150 56V54L148 53V54H146V57L147 56ZM170 57H168V59H167V64H172V62L173 61H175L176 60V58H175V55L176 54H174V52H171L170 54ZM177 55H179V53H177ZM196 55V54H195ZM257 55H259V54H257ZM38 56H39V58H38ZM109 56V55H108ZM148 56V57H149ZM194 56V55H193ZM59 57V56H58ZM152 57H153V53H152ZM152 57H150V58H152ZM43 58H44V60H43ZM60 58V57H59ZM82 58V57H81ZM143 58V57H142ZM86 59H90V58H86ZM85 59V60H86ZM238 59V58H237ZM62 60V59H61ZM91 60V59H90ZM97 60V59H96ZM103 60V59H102ZM144 60H145V58H144ZM194 60V59H193ZM231 60V59H230ZM229 60V61H230ZM50 62H52L51 60H49ZM56 61V60H55ZM111 61H113V60H111ZM116 61V60H115ZM147 59L143 62V64H147ZM210 62V61H209ZM213 62V61H212ZM243 62V61H242ZM47 63H48V61H47ZM61 64H60V66L62 67L61 69H59L58 71H55V72H57V73H59V80H61V79H63V78H66L67 79V77H69V79L70 78H72V77H70L69 76V72H68V69H72V67H74V68H78V67H80V65H82V64H79V62L78 61H75V62H69V60H63V61H61L60 62ZM81 63V62H80ZM111 63H113V62H111ZM229 63V62H228ZM50 64V63H49ZM52 64V63H51ZM48 65V64H47ZM59 65V64H58ZM67 66L66 68L65 67H63V66ZM137 65V64H136ZM208 65V64H207ZM209 65H210V63H209ZM214 65V64H213ZM225 65H226V63H225ZM238 65V64H237ZM52 66V65H51ZM60 66H59V68H60ZM211 66V65H210ZM216 66V65H215ZM205 67V66H204ZM225 67V66H224ZM227 67V66H226ZM229 67V66H228ZM233 67V66H232ZM247 67V66H246ZM44 68V67H43ZM42 68V69H43ZM49 68V67H48ZM52 68V67H51ZM108 68V67H107ZM116 69H117V67H115ZM119 68V67H118ZM122 68H119V70L121 71V69ZM223 68V67H222ZM237 68V67H236ZM244 68H245V66H244ZM196 69V68H195ZM194 69V70H195ZM199 69V68H198ZM210 69V68H209ZM231 69V68H230ZM38 70V69H37ZM118 70V69H117ZM213 70V69H212ZM44 71V70H43ZM51 71L52 70H47V72L46 71H44L45 73H43L42 74V78H40V79H42L44 82H45V84H48V85H53L54 84V82L57 80L58 81V79H53L52 77H53V75H54V73H53V75L51 76L50 75V73H51ZM71 71V70H70ZM204 71V70H203ZM208 71V70H207ZM211 71V70H210ZM217 72V71H216ZM239 72V71H238ZM56 73V74H57ZM108 73V72H107ZM200 73V72H199ZM208 73V72H207ZM210 73V72H209ZM237 73V72H236ZM262 73H263V71H262ZM52 74V73H51ZM104 74H105V72H104ZM215 74V73H214ZM234 74V73H233ZM260 74H261V72H260ZM58 75V74H57ZM70 75H72V74H70ZM100 75V74H99ZM202 75V74H201ZM200 75V76H201ZM56 76V75H55ZM102 76V75H101ZM130 76V77H129ZM176 76V75H175ZM209 76V75H208ZM261 76H262V74H261ZM57 77V76H56ZM74 77V76H73ZM204 77V76H203ZM241 77V76H240ZM258 77V76H257ZM102 78V77H101ZM105 78V77H104ZM103 78V79H104ZM128 78H129V80H128ZM175 78V77H174ZM181 78V77H180ZM201 78V77H200ZM92 79V78H91ZM234 79V78H233ZM259 79V78H258ZM66 81V80H65ZM101 81V80H100ZM212 81V80H211ZM220 81V80H219ZM230 81V80H229ZM237 81V80H236ZM39 82V81H38ZM199 82V81H198ZM207 82V81H206ZM210 82V81H209ZM263 82V81H262ZM33 83V82H32ZM41 83V82H40ZM213 83H214V80H213ZM233 83V82H232ZM242 84H243V82H241ZM261 83V82H260ZM42 84H43V82H42ZM100 84V83H99ZM106 83H104V85H105ZM206 84V83H205ZM215 84H217V83H215ZM55 85V84H54ZM94 85V84H93ZM96 85V84H95ZM94 85V86H95ZM208 85V84H207ZM211 85V84H210ZM222 85V84H221ZM262 85H263V83H262ZM109 86V85H108ZM192 86H193V84H192ZM41 87H43L42 85H41ZM190 87H191V85H190ZM211 87V86H210ZM214 87L216 88V86L214 85ZM223 87V86H222ZM245 87V86H244ZM262 87V86H261ZM40 88V87H39ZM44 88V87H43ZM47 88V87H46ZM63 88V87H62ZM192 88V87H191ZM199 88V87H198ZM209 88V87H208ZM225 88V87H224ZM236 88V87H235ZM238 88V87H237ZM263 88V87H262ZM23 89V88H22ZM84 89V88H83ZM193 89V88H192ZM203 89V88H202ZM206 89V88H205ZM211 88H209V90H210ZM214 89V88H213ZM247 89H249V87L247 88ZM257 89H259V88H257ZM264 89V88H263ZM105 90V89H104ZM207 90V89H206ZM209 90H207V91H209ZM212 90V89H211ZM234 90V89H233ZM239 90V89H238ZM237 90V91H238ZM39 91L41 92V90L39 89ZM187 91V90H186ZM194 91V90H193ZM207 91H206V93H207ZM214 91V90H213ZM253 91H254V89H253ZM196 91H194V93H195ZM217 92V91H216ZM262 92V91H261ZM38 94H39V92H37ZM62 93V92H61ZM88 93V92H87ZM86 93V94H87ZM122 93V92H121ZM189 93V92H188ZM213 93V92H212ZM212 93H210L212 96H213V94ZM215 93V92H214ZM218 93V92H217ZM248 93V92H247ZM257 93V92H256ZM86 94H85V97H86ZM95 94V93H94ZM204 94V93H203ZM208 94V93H207ZM233 94H235V92L233 93ZM246 94V93H245ZM255 94V93H254ZM89 95H90V92H89ZM88 95V96H89ZM188 95V94H187ZM205 95V94H204ZM211 95H209V96H211ZM219 95V94H218ZM218 95H216L215 96V98L218 96ZM248 95V94H247ZM261 95V94H260ZM91 96H92V94H91ZM90 96V97H91ZM220 97H218V99H217V101H220V102H222V99H223V101H227L226 103L227 104H229L230 103V105L232 104V101L234 100L233 99V95H232V92L230 91V93H225L224 95H219ZM24 97V96H23ZM39 97V96H38ZM83 97V96H82ZM115 97V96H114ZM206 97V96H205ZM6 98V97H5ZM92 98V97H91ZM94 98V97H93ZM95 98H97V97H95ZM117 98V97H116ZM193 98V97H192ZM208 98H210V97H208ZM214 98V99H215ZM33 99V98H32ZM36 99V98H35ZM83 99H85V98H83ZM194 99V98H193ZM238 99H239V97H238ZM49 100V99H48ZM191 100V99H190ZM207 100V99H206ZM211 100V99H210ZM209 100V101H210ZM28 101V100H27ZM186 101V100H185ZM198 101V100H197ZM208 101V100H207ZM213 101V100H212ZM216 101V100H215ZM1 102V101H0ZM24 102V101H23ZM74 102V101H73ZM73 102H71L70 104L69 103H67V102H64V101H62L61 102V108H59V110L57 109V108H54L55 109V111H53V113L52 112H50V113H52L51 115H59V114H63V115H66V116H68V115H72L73 113H75V116H78L77 115V113L76 112H79V114H81L80 113V111H79V107L77 108V106L76 107H73L75 104H73ZM89 102V101H88ZM87 102V103H88ZM92 102V101H91ZM190 102V101H189ZM211 102V101H210ZM28 103V102H27ZM50 103H51V101H50ZM59 103V102H58ZM77 103V102H76ZM79 103V102H78ZM77 103V104H78ZM198 103V102H197ZM203 103H205V102H203ZM213 103V102H212ZM217 103H219V102H217ZM29 104V103H28ZM41 104V103H40ZM189 104V103H188ZM196 104V103H195ZM224 104V103H223ZM226 104V105H227ZM51 105V104H50ZM71 105H73V106H71ZM196 105H198V104H196ZM220 105H221V103H220ZM219 105V106H220ZM71 106V107H70ZM80 106V105H79ZM108 106V105H107ZM110 106V105H109ZM108 106V107H109ZM203 106V105H202ZM221 106H224V105H221ZM232 106H234V105H232ZM31 107V106H30ZM73 107V108H72ZM86 107H88L87 105L86 106H83L82 108H86ZM186 107V106H185ZM192 107V106H191ZM31 108H33V107H31ZM102 108V107H101ZM37 109V108H36ZM1 110V109H0ZM21 110V109H20ZM19 110V111H20ZM52 110V109H51ZM76 110V111H75ZM6 111V110H5ZM16 111H18V110H16ZM26 111H28L27 112V114H29V116L32 114V112L34 111V109L32 110V112H29V109H26ZM39 111V110H38ZM89 111V110H88ZM102 111V110H101ZM236 111V110H235ZM10 111H8V113H9ZM87 112V111H86ZM103 112V111H102ZM7 113V114H8ZM49 113V114H50ZM95 113V112H94ZM104 113V112H103ZM105 113H106V111H105ZM234 113V112H233ZM242 113V112H241ZM22 114H26V112L24 111V110H22V112H21V117H22ZM27 114L23 117V119L26 117L27 118ZM38 114V113H37ZM42 114V113H41ZM46 114V113H45ZM68 114V115H67ZM83 114H85V115H87L86 113H84L83 112ZM90 114V113H89ZM92 114V113H91ZM91 114H90V117L91 118H93L94 116H91ZM186 114V113H185ZM0 115H2V114H0ZM9 115V114H8ZM15 115V114H14ZM85 115H80V116H82V117H84ZM105 115V114H104ZM181 115V114H180ZM219 115V114H218ZM11 116H13V115H11ZM41 116V115H40ZM73 116V115H72ZM74 116V117H75ZM89 115H87V117H88ZM206 116V115H205ZM225 116V115H224ZM261 116H262V114H261ZM5 117V116H4ZM17 117V116H16ZM15 117V118H16ZM52 117H54V116H52ZM52 117H43L42 119H41V117H35L34 119L33 118H31V119H33L32 121H30V119L28 120V121H26V122H28V123H26V125H25V130H27L26 132H28V133H30V135H32L33 136V141H32V144L30 143V145H32V149L30 150V151H28V153L26 154V157L28 158V160L30 161L31 160V158L32 159H34V158H36L38 161H39V159L41 160V161H39L40 163H36V164H42L43 163V161H46V156H48V154L51 152H53L54 151V149H56L58 146L57 145H59L60 144V142L59 141H61V142H64V141H66V140H69L68 142H66L67 144H66V149L64 150V153L63 152H61V153H63V156H61L60 158L61 159H59V160H62V157H63V159H67L66 161L64 160V163L62 164V165H64L65 164V162L68 164L69 163V161L71 160L72 162H74V161H76L77 159V157H75V155H76V151L78 150L77 149V147L78 146H76L75 144H77V143H73V142H75V138H74V134L71 132V134H73L72 136H73V138L72 137H70L69 136V132H70V130L72 129H70L69 128V126L71 125V123H72V118H70V116H68L69 118H67V119H63V120H61L60 122H56V123H59L58 125H56V127H54L53 126V124H52V126H50V124H48L50 127H47L46 126V124H43L42 123V120L43 121H48L49 119L48 118H52ZM64 117V116H63ZM89 117V118H90ZM107 117V116H106ZM105 117V118H106ZM176 117V116H175ZM178 117V116H177ZM185 117V116H184ZM220 117V116H219ZM226 117H227V115H226ZM229 117V116H228ZM227 117V118H228ZM11 118H13V117H11ZM25 118V119H26ZM47 118V119H46ZM61 118H62V116H61ZM183 118V117H182ZM191 118V117H190ZM196 118V117H195ZM24 119V120H25ZM76 119V118H75ZM88 118H86V120H87ZM180 119V118H179ZM221 119V118H220ZM230 119V118H229ZM261 119H263V118H261ZM260 119V120H261ZM58 120V119H57ZM76 120H78V119H76ZM80 120L82 121V119L80 118ZM83 120H85V118L83 119ZM90 120V119H89ZM174 121H176L177 122V120H176V118L175 119H173ZM203 120V119H202ZM202 120H201V122H202ZM227 120V119H226ZM258 121V119H255V121ZM50 121V120H49ZM80 121V122H81ZM88 121V120H87ZM174 121H173V123H174ZM185 120L183 119L182 120V122H184ZM190 121V120H189ZM24 122V121H23ZM73 122H74V120H73ZM76 122V121H75ZM79 122V123H80ZM84 122V121H83ZM92 122V121H91ZM181 122V123H182ZM186 122V121H185ZM184 122V123H185ZM208 122V121H207ZM222 122V121H221ZM220 122V123H221ZM254 122V121H253ZM47 123H50V122H47ZM52 123H53V121H52ZM85 123H87V122H85ZM84 123V124H85ZM88 123H90V122H88ZM178 123V122H177ZM180 122H179V124H181ZM187 123V122H186ZM185 123V125H183V127L185 128V130L186 129H189L188 128V126H187V124ZM194 123V122H193ZM211 123H212V120H211ZM215 123V122H214ZM259 123V122H258ZM70 124V125H69ZM81 124H82V122H81ZM91 124L92 123H90V126H91ZM175 124V123H174ZM191 124V123H190ZM15 125V124H14ZM83 125V124H82ZM89 125V124H88ZM171 125V124H170ZM182 125V124H181ZM180 125V126H181ZM223 125V124H222ZM260 125V124H259ZM72 126V125H71ZM70 126V127H71ZM86 126H87V124H86ZM90 126H88V128L90 127ZM94 126V125H93ZM179 126V125H178ZM216 126V125H215ZM230 126V125H229ZM237 126V125H236ZM261 126V125H260ZM3 127H6V129H8V127L7 126H3ZM14 127V126H13ZM24 127V126H23ZM68 128V130H69V132L68 131H66L65 133H64V129L65 128ZM76 127V126H75ZM79 127H81V125L79 126ZM171 127H173V126H171ZM254 127V126H253ZM259 127V126H258ZM20 128V127H19ZM181 128V127H180ZM179 128V129H180ZM212 128V127H211ZM235 128V127H234ZM234 128H232L233 130H234ZM262 128V127H261ZM5 129V128H4ZM3 129V130H4ZM10 129V128H9ZM15 129H17V128H15ZM74 129V128H73ZM87 129V128H86ZM94 129V128H93ZM203 129V128H202ZM210 129V128H209ZM208 129V130H209ZM21 130V129H20ZM79 130H83L82 128L81 129H79ZM91 130H92V128H91ZM172 130V129H171ZM175 130H177V129H175ZM200 130V129H199ZM6 131V130H5ZM10 130H8V132H9ZM86 131H88V130H86ZM110 131V130H109ZM170 131V130H169ZM180 131H182V130H180ZM204 131V130H203ZM215 131H216V129H215ZM218 132H219V130H217ZM68 132V133H67ZM78 132V131H77ZM92 132H93V130H92ZM107 132V131H106ZM105 132V133H106ZM171 132V131H170ZM170 132H169V134H170ZM174 132V134H176V132L175 131H173ZM179 131L177 130V134H179V133H181L182 134V132H179ZM199 132V131H198ZM2 133V132H1ZM17 133V132H16ZM87 133V132H86ZM88 133H90L89 131H88ZM103 133V132H102ZM110 133V132H109ZM108 133V134H109ZM184 133H185V131H184ZM203 133V132H202ZM202 133H199V134H202ZM208 134L210 133V132H207ZM228 133V132H227ZM254 133H256V132H254ZM3 135H4V132L2 133ZM19 134V133H18ZM52 134H53V136H52ZM54 134H56V135H59V137H57L56 135V137L54 136ZM63 134H68V135H66V136H64ZM173 134V135H174ZM180 134V135H181ZM75 135H76V131H75ZM81 135H84V137L85 138H87L86 136H85V134H81ZM91 135H92V133H91ZM90 135V136H91ZM104 135H106V134H104ZM196 135V134H195ZM198 135V134H197ZM206 135V134H205ZM219 135H220V133H219ZM218 135V133L217 132H211V134H209V137L210 138H208L209 140H207L205 143H207L208 144V142H211L210 143V146L212 147H210L211 149H214V148H224L225 147V145L223 146V144L222 143H220V141H219V139L217 140V137H220ZM256 135V134H255ZM148 136V135H147ZM199 136H201V135H199ZM199 136H197L198 138H199ZM230 136V135H229ZM259 136V135H258ZM5 137V136H4ZM76 137H77V135H76ZM78 137H80V136H78ZM97 137V136H96ZM168 137V136H167ZM171 137L173 138H168V139H170L171 141H172V143L174 144V145H176L177 143H180V142H176L178 139L177 138H175V139H177L176 141H174V137H176V136H172L171 135ZM204 138H205V136H203ZM222 137V136H221ZM220 137V138H221ZM260 137V136H259ZM24 138H25V136H24ZM63 138V139H62ZM74 139V141H72L71 139ZM80 138H82V137H80ZM151 138V137H150ZM153 138V137H152ZM154 138H156V137H154ZM254 138V137H253ZM10 139H11V137H10ZM97 139H100V138H97ZM146 140H148L149 141V139H147V137L145 138ZM230 139V138H229ZM15 140V139H14ZM135 140V139H134ZM169 140V141H170ZM221 140V139H220ZM31 141V140H30ZM77 141V140H76ZM79 141V140H78ZM152 141V140H151ZM170 141V142H171ZM179 141V140H178ZM204 141V140H203ZM226 141V140H225ZM225 141H223V142H225ZM71 142V143H70ZM128 142V141H127ZM134 142V141H133ZM133 142H132V144H133ZM138 142V141H137ZM153 142V141H152ZM155 142V141H154ZM2 143V142H1ZM59 143V144H58ZM136 143V142H135ZM140 143V142H139ZM145 143V142H144ZM147 143V142H146ZM151 143V142H150ZM199 143V142H198ZM229 143V142H228ZM6 144V143H5ZM17 144L18 143H16V146H15V148L17 147ZM55 144H57L55 147H54V145ZM82 144V142L80 143V145ZM84 144V143H83ZM92 144V143H91ZM131 144V143H130ZM142 144V143H141ZM154 144V143H153ZM201 144V143H200ZM230 144V143H229ZM251 144V143H250ZM14 145H15V143H14ZM13 144H12V147L14 146ZM18 145H20V144H18ZM61 145L62 144H60V147H61ZM80 145H79V148H80ZM128 145V144H127ZM150 145V144H149ZM157 145V144H156ZM202 145H204V148L206 147L205 145L206 144H203V142H202ZM238 145V144H237ZM241 145V144H240ZM249 145V144H248ZM28 146V145H27ZM104 146V147H103ZM102 147L103 148H105V145H103ZM120 146V145H119ZM148 146V145H147ZM172 146V145H171ZM184 146V145H183ZM223 146V147H222ZM254 146V145H253ZM11 147V148H12ZM29 147V146H28ZM47 147H48V149H47ZM54 147V148H53ZM59 147V148H60ZM83 146H81V148H82ZM124 147H126V146H124ZM140 147V146H139ZM179 147V146H178ZM187 147H188V149H191V147H193V145H187ZM228 147V146H227ZM237 148H238V146H236ZM5 148V147H4ZM49 148H52L50 151H49ZM62 148H64V146H62ZM96 148H97V146H96ZM95 148V149H96ZM99 148L101 149V157H105L104 155H102V153H104V151L106 150H103V152H102V149L103 148H101V146L99 145ZM98 148V149H99ZM115 148V150L117 151V149H116V147H114ZM114 148H113V150H114ZM117 148H118V145H117ZM122 148V147H121ZM184 149L186 148V147H183ZM195 148V147H194ZM208 149H210L209 147H207ZM25 149V148H24ZM83 149V148H82ZM82 149H80L81 150V152H82ZM127 149H129L128 147H127ZM138 149V148H137ZM206 149V148H205ZM233 149V148H232ZM16 150H18V149H16ZM49 151V153L47 154L45 151ZM62 150V149H61ZM111 150V149H110ZM141 150V149H140ZM173 150H174V148H173ZM187 150V149H186ZM196 150V149H195ZM248 150V149H247ZM250 150V149H249ZM261 150V149H260ZM2 151V150H1ZM9 151V150H8ZM14 151H15V149H14ZM97 151V150H96ZM108 151V150H107ZM107 151H105V152H107ZM129 151V150H128ZM127 151V152H128ZM131 151V150H130ZM171 151H172V149H171ZM175 151V150H174ZM191 151H193L194 153H195V151L194 150H192L191 149ZM220 151H221V149H220ZM223 151L224 150H222L221 152L223 153ZM233 151V150H232ZM254 151V150H253ZM12 152H13V150H12ZM18 152L19 151H17V155H18ZM43 152H45L44 153V155H43ZM78 152V151H77ZM80 151H79V153H78V158H80V156H79V154L81 153ZM87 152V151H86ZM98 152V151H97ZM144 152V151H143ZM158 152V151H157ZM177 152H179L180 154L182 153V151H177ZM188 152V151H187ZM187 152H185V153H187ZM192 152V153H193ZM247 152H249V151H247ZM258 152V151H257ZM14 153V152H13ZM50 153V154H51ZM56 153V152H55ZM54 153V154H55ZM108 153V152H107ZM110 153V152H109ZM120 153V152H119ZM118 153V154H119ZM130 153H132V151L130 152ZM139 153H141V152H139ZM146 153V152H145ZM145 153H144V155H145ZM175 153V154H174ZM173 154L174 155H176V152H174ZM185 153L183 154L184 155V157H186V159L188 158L186 155H185ZM188 153H190V152H188ZM191 153V154H192ZM255 153H256V151H255ZM2 154V153H1ZM37 154H42L43 155V158L42 157H39V159L37 158V156H39V155H37ZM54 154H52V155H54ZM96 154V153H95ZM116 154V153H115ZM132 154H134V153H132ZM130 155V156H133V155ZM172 154V153H171ZM172 154V155H173ZM181 154V155H182ZM247 154V153H246ZM250 154V153H249ZM20 155V154H19ZM34 155H36V157H33ZM62 155V154H61ZM73 155V156H72ZM105 155L107 156V154L105 153ZM109 155V154H108ZM128 155V154H127ZM126 155V156H127ZM143 155V156H144ZM148 155H150V154H148ZM148 155H145V156H148ZM180 155V156H181ZM182 155V156H183ZM192 155H195V154H192ZM215 155V154H214ZM10 156V155H9ZM15 156V155H14ZM55 156V155H54ZM100 156V155H99ZM111 156V155H110ZM110 156H108L107 157V160L108 159H110L109 157ZM130 156H128V157H130ZM140 156L141 157H143L142 156V154H140ZM145 156H144V158H145ZM177 156L179 157V155H178V153H177ZM181 156V157H182ZM188 156H190V154H188ZM196 156V160H198V158H202V157H204V156H201V153H199L198 152V154H196L195 155ZM207 156V155H206ZM205 156V157H206ZM253 156V155H252ZM21 157V156H20ZM49 157H50V155H49ZM48 157V158H49ZM71 157H74L76 160H72V159H68V158H71ZM99 158V159H101L102 160V158ZM135 157V156H134ZM151 157V156H150ZM176 157V156H175ZM178 157H176V158H178ZM180 157V158H181ZM194 157V156H193ZM204 157V158H205ZM248 157V156H247ZM251 157V156H250ZM256 157V156H255ZM259 157H260V155H259ZM258 157V158H259ZM263 157V156H262ZM11 159L13 158V157H10ZM9 158V159H10ZM47 158V159H48ZM73 158V159H74ZM114 158H116V157H114V153L112 152V159H110V161L111 160H113ZM121 158V157H120ZM122 158H124L125 160H126V157L123 155L122 156ZM133 158V157H132ZM132 158H130L129 160H133ZM137 158V157H136ZM135 158V160H139V159H136ZM143 158V159H144ZM180 158H179V160H180ZM183 158V157H182ZM181 158V159H182ZM190 158V157H189ZM204 158H202V159H204ZM210 158H211V156H210ZM252 158V157H251ZM264 158V157H263ZM42 159H45V160H42ZM104 159H106V158H104ZM142 159V160H143ZM147 158H145V160H146ZM153 159V158H152ZM192 159V158H191ZM194 160H195V158H193ZM193 159L191 160L192 162H194L193 161ZM206 159V158H205ZM211 159H213V158H211ZM215 159V158H214ZM25 160V159H24ZM69 160V161H68ZM124 160V161H125ZM129 160H127V161H129ZM144 160V161H145ZM148 160V159H147ZM171 160V159H170ZM183 160V159H182ZM184 160H185V158H184ZM183 160V161H184ZM249 160V159H248ZM252 160V159H251ZM58 161V160H57ZM68 161V162H67ZM71 161H70V163H69V165H71V164H73L72 166H74V163H71ZM78 161V160H77ZM76 161V162H77ZM80 161H82L81 159L78 161V162H80ZM94 161V160H93ZM114 161H115V159H114ZM113 161V162H114ZM116 161L117 162H119L117 159H116ZM115 161V162H116ZM121 161V160H120ZM123 161V162H124ZM134 161V160H133ZM133 161H131L130 162V164H133ZM167 161H168V158H167ZM172 161V160H171ZM174 161H175V159H174ZM178 161V159L176 160V162ZM182 161V162H183ZM250 161V160H249ZM253 161V160H252ZM33 162L35 163L36 161H34L33 160ZM33 162H31V163H33ZM54 162V161H53ZM60 162V164L63 162V160L62 161H59ZM75 162V163H76ZM90 162V161H89ZM101 162V161H100ZM102 162H103V160H102ZM108 162V161H107ZM107 162H105V164L103 165V163H100L99 165L97 164V166H100L101 164L103 165V174H104V178H102V176H99V177H97L96 178V176H95V178L99 181L100 179L101 180H103V182L106 184V186H107V189H108V191H109V193H105V194H110V193H112L110 196H112L113 197V199H116V198H118L119 200L121 199V201L123 200L122 199V196L123 195H125L128 191V188H126V193L124 192V189L125 188H123V186H122V184H124L125 185V183L124 182H122L119 178V180L121 181V185H120V182L118 183V182H116V180H115V177L113 176V174H114V166H113V168H112V170H111V164H112V162L110 163H107ZM143 162V161H142ZM146 162V161H145ZM145 162H143V163H141V164H144ZM149 162V161H148ZM175 162V163H176ZM186 162V161H185ZM185 162H184V164H185ZM190 162V161H189ZM192 162H190V163H192ZM196 162V161H195ZM194 162V163H195ZM199 162V161H198ZM197 162V163H198ZM215 162H220V161H215ZM248 161H246V163H247ZM30 163V162H29ZM81 163H83V162H80V167H81ZM122 163V162H121ZM136 163H139V161L138 162H136ZM136 163L134 162V164H135V166H136ZM151 163V162H150ZM179 163H180V161H179ZM211 163H214V161L212 162L211 161ZM210 163V164H211ZM221 163V162H220ZM255 163V162H254ZM53 164H55V163H53ZM77 164V163H76ZM79 164V163H78ZM94 164V163H93ZM114 164H116V163H114ZM113 164V165H114ZM120 164V163H119ZM127 164H129V163H127ZM129 164V165H130ZM146 164V163H145ZM148 164V163H147ZM167 164V163H166ZM181 164V163H180ZM200 164H201V162H200ZM215 164V163H214ZM244 164H245V162H244ZM250 164V163H249ZM28 165V164H27ZM31 165H33V164H31ZM66 165V164H65ZM125 166H126V164H124ZM138 165V164H137ZM170 165L171 164H169V167H170ZM174 165V164H173ZM178 165V164H177ZM188 165V164H187ZM193 165V164H192ZM206 165H208V163L206 164ZM206 165H202L203 167L204 166H206ZM212 165V164H211ZM217 165L218 164H216V166H215V168L214 167H212V168H210V169H212L211 171H213L214 169H217L216 167H217ZM220 165V164H219ZM218 165V166H219ZM247 165H248V163H247ZM43 166H44V163H43ZM67 167H69L68 165H66ZM76 166V165H75ZM77 166H79V165H77ZM77 166L76 167H73V168H75V169H78L77 168ZM96 166V167H97ZM115 166H119V165H115ZM123 166V165H122ZM121 166V167H122ZM133 166V165H132ZM135 166H133L132 168H134ZM138 166H140V165H138ZM183 166H185V165H183ZM183 166H181V167H183ZM196 165H194V167H195ZM202 166H200L201 168H202ZM221 166H222V164H221ZM251 166V165H250ZM255 166V165H254ZM32 167V166H31ZM30 167V168H31ZM45 167V166H44ZM83 167V166H82ZM131 167V166H130ZM141 167V166H140ZM144 167V166H143ZM146 167V166H145ZM166 167H167V165H166ZM188 167H190V165L188 166ZM192 167V166H191ZM198 167V166H197ZM199 167V168H200ZM207 167H209V166H207ZM207 167H206V170H208V172H209V169H207ZM15 168V167H14ZM33 168V167H32ZM37 168V167H36ZM39 168V167H38ZM54 168V167H53ZM59 168V167H58ZM57 168V169H58ZM69 168H71V167H69ZM69 168H67V169H61V167L58 169V170H60L59 171V174L61 175V177L60 178H62L63 177V179H61V180H59V177H58V175L56 174V173H52V175H51V178H49L50 179V181L48 182L49 184H50V189L48 190V189H46L48 192H47V194L46 195H42V194H40L39 192H35L34 194H33V191H32V194L30 193V194H28V193H24V191H22V189H18L17 187H15V190L14 191H12L11 193H6V195L8 196V195H10V196H12L15 200H16V203H18V205L20 204V205H22V207L23 208H26L27 210L28 209H37L38 208V210H39V214L37 215V216H35V214H37V213H35V214H33L34 216H35V218H36V220H34V222H35V226H34V224H33V226L34 227H36V230H37V232L38 233H36V234H38L39 235V238H40V240L38 241V242H41V244H42V246H40L39 245V247H40V250H42V253L47 257V259L46 258H44V260L46 259V261L48 260V262H49V264H55V262H54V260H55V258H57V257H59L60 259H62V258H64L65 257V255L67 254V251L68 250H66V249H64V241H63V239H62V236L64 237V238H66V236L65 235H71V238H72V240H74L73 239V237L75 236L74 235V220L73 221H71V220H68V219H71L69 216V218H66L67 217V214H68V211H73V213L74 214H72L71 212H69V214L71 215H73L74 216V218H76V220L79 218V215L82 217H85V221H86V225H87V228L86 229H88V226H90V225H92V224H88V216L89 217H93V216H95V213H97V212H95L94 210H93V205H90V206H88L87 208H86V206H85V204L83 203V201L81 200V198H80V196H84V195H80L81 194V192H80V189H81V186L79 185V183L80 182H78V178L81 176V174H79V175H77L78 177H71L73 180H71L70 179V181H67L68 183H66L65 185H64V179L65 178H67L68 176H67V174H68V172H70L71 171V169H69ZM128 168V175H125L126 177L128 176H132L133 175V173L131 172V171H134V170H130L129 169V167H127ZM131 168V169H132ZM138 168V167H137ZM142 168V167H141ZM162 168V167H161ZM172 168V167H171ZM175 168H177V167H175ZM175 168H173V169H175ZM186 169H190V168H187V166L185 167ZM218 168H220V166L218 167ZM254 168V167H253ZM259 168V167H258ZM35 169V168H34ZM44 169V168H43ZM42 169V170H43ZM56 169V168H55ZM96 169V168H95ZM97 169H99V167L97 168ZM96 169V170H97ZM118 169V168H117ZM120 169H122V168H120ZM135 169V168H134ZM143 169V168H142ZM182 169V168H181ZM193 169V168H192ZM221 169V168H220ZM263 169V168H262ZM261 169V170H262ZM15 170H16V168H15ZM39 169H37V171H38ZM51 170V169H50ZM58 170L56 171V172H58ZM70 170V171H69ZM73 170V169H72ZM126 170V169H125ZM176 170H178V169H176ZM196 170H198V169H196ZM219 170V169H218ZM233 170V169H232ZM252 170V169H251ZM254 170V169H253ZM20 171V170H19ZM74 171V170H73ZM72 171V172H73ZM77 171V170H76ZM79 171V170H78ZM77 171V172H78ZM95 171V170H94ZM99 171H101L100 169H99ZM116 171V170H115ZM123 171V170H122ZM127 171L126 172H124L123 171V173H126L127 174ZM132 173H130V172ZM136 171V170H135ZM134 171V173H137L138 174V172H139V169H138V171L137 172H135ZM143 171V170H142ZM168 171V170H167ZM173 171H175V170H173ZM202 171V170H201ZM210 171V174L212 173ZM224 171H225V169H224ZM229 171V170H228ZM61 172V173H60ZM76 172V173H77ZM96 172V171H95ZM117 172V171H116ZM115 172V173H116ZM160 172V171H159ZM169 172V171H168ZM171 172V171H170ZM184 172V171H183ZM222 172V171H221ZM235 172V171H234ZM46 173V172H45ZM75 173V174H76ZM79 173H81V172H79ZM99 175H100V172H97ZM122 173V174H123ZM131 175H130V174ZM142 172H140V174H141ZM178 173H180V170H179V172ZM188 173V172H187ZM194 173V172H193ZM201 173H203V171L201 172ZM204 173H206L205 171H204ZM203 173V174H204ZM74 173H73V175H75ZM90 174V173H89ZM96 174V173H95ZM122 174H120V175H122ZM140 174H138V175H134V176H136L135 178L134 177H130L132 180H133V178L134 179H136L137 178V176L139 177V175ZM172 174H174V173H172ZM195 174V173H194ZM220 175L222 174V173H219ZM253 174V173H252ZM22 175H26V176H28V177H30V179H31V177H33V178H38L39 176H37V175H33V173H31V170H25L24 172H23V174ZM45 175L46 174H43V175H41V182H40V186H39V188L41 189V188H43L44 187V185H46L47 184V181H46V179H45ZM56 175H57V177H56ZM59 175V176H60ZM71 174L69 173V176H70ZM72 175V176H73ZM149 175V174H148ZM158 175V174H157ZM162 175V174H161ZM176 175V174H175ZM240 175V174H239ZM20 176V175H19ZM19 176H15V179H16V186H18L19 184H21V182H20V180H21V177H19ZM98 176V175H97ZM141 176V175H140ZM155 176V175H154ZM179 176V175H178ZM182 176V175H181ZM214 176V180H215V178L216 179H218L217 178V176H216V174H214L213 175ZM212 176V177H213ZM23 177V176H22ZM25 177V176H24ZM82 177V176H81ZM169 177V176H168ZM180 177V176H179ZM212 177H211V180H212ZM230 177V176H229ZM252 177H254V176H252ZM125 178V177H124ZM129 178V179H130ZM140 178V177H139ZM150 178V177H149ZM174 178H175V176H174ZM206 178V177H205ZM221 178H222V176H221ZM27 179V178H26ZM81 179V178H80ZM80 179H79V181H80ZM117 179V178H116ZM166 179V178H165ZM178 179H180V178H178ZM256 179V178H255ZM28 180V179H27ZM34 180H36V179H34ZM39 180V179H38ZM59 180V181H58ZM128 180V179H127ZM147 180V179H146ZM173 180V179H172ZM191 180V179H190ZM193 180V179H192ZM209 180H210V178H209ZM209 180H207V183H206V181L205 182H201V183H204L203 185H205V186H202V187H210L211 185H212V183H210L209 182ZM220 180V179H219ZM224 180H225V178H224ZM224 180H222L221 179V181L222 182H224ZM227 180V179H226ZM232 180V179H231ZM231 180H230V183H231ZM237 180V179H236ZM236 180H233V181H236ZM257 180V179H256ZM24 181H25V179H24ZM31 181V180H30ZM37 181V180H36ZM118 181V180H117ZM145 181V180H144ZM149 181H151V179L149 180ZM175 181V180H174ZM195 181V180H194ZM213 181V180H212ZM100 182H102V181H100ZM132 182V181H131ZM143 182V181H142ZM208 182L210 183V186H208L209 184H208ZM214 182V181H213ZM227 182V183H226ZM226 182H224V184H228V181H226ZM207 185H206V184ZM218 182H216L215 181V184H217ZM221 183V182H220ZM234 183V182H233ZM236 183H237V181H236ZM240 183V182H239ZM259 183V182H258ZM63 184V185H62ZM128 184V183H127ZM178 184V183H177ZM195 184H196V182H195ZM195 184H193V185H195ZM214 184V183H213ZM219 184V183H218ZM238 184V183H237ZM236 184V185H237ZM247 184V183H246ZM101 185V184H100ZM219 185H221V184H219ZM218 185V186H219ZM235 185V186H236ZM258 185V184H257ZM21 187H22V184L20 185ZM20 186H19V188H20ZM105 186V185H104ZM103 186V187H104ZM126 186V185H125ZM124 186V187H125ZM213 186H215V185H213ZM217 186V185H216ZM215 186V187H216ZM217 186V188H219L220 189V187H218ZM231 186V185H230ZM239 186V185H238ZM241 186V185H240ZM102 187V186H101ZM206 187V188H207ZM221 187H223V186H221ZM227 188V185L225 186L224 185V188ZM91 188H92V186H91ZM90 188V189H91ZM95 187L93 186V189H94ZM135 188V187H134ZM141 188H142V185H141ZM160 188V187H159ZM211 188V187H210ZM209 188V190H211ZM217 188H215V189H217ZM225 188V189H226ZM233 189L234 188V185H232V187H230V189ZM236 188V187H235ZM238 188V187H237ZM28 189V188H27ZM29 191H31V188L29 187ZM88 189H89V187H88ZM92 189V190H93ZM95 189H99V188H95ZM101 189V188H100ZM106 189V188H105ZM105 189H103V190H105ZM166 189V188H165ZM168 189V188H167ZM197 189V188H196ZM198 189H200V188H198ZM202 189V188H201ZM205 189V188H204ZM214 189V190H215ZM219 189H218V191H219ZM228 190H229V187L227 188ZM226 189V190H227ZM231 189V190H232ZM243 189V188H242ZM242 189H239V190H242ZM36 190V189H35ZM102 190V189H101ZM138 190H140V189H138L137 188V191ZM156 190V189H155ZM206 190V189H205ZM213 190V191H214ZM224 190V189H223ZM234 190V189H233ZM232 190V191H233ZM235 190H237V189H235ZM27 191V190H26ZM99 191V190H98ZM136 191V192H137ZM151 191V190H150ZM202 191V190H201ZM212 191V192H213ZM216 191V190H215ZM217 191V192H218ZM222 191V189H220V192ZM247 191H249V190H247ZM246 191V192H247ZM23 192V193H22ZM85 192V191H84ZM90 192V191H89ZM92 192H94V191H92ZM92 192H90V193H92ZM106 192V191H105ZM132 192V191H131ZM135 192V191H134ZM205 192V191H204ZM204 192H203V194H204ZM210 192V191H209ZM252 192V191H251ZM90 193H89V197H90V199H91V196H90ZM102 193H104L103 191H102ZM125 193V194H124ZM216 193V192H215ZM215 193H212L213 194V198H215V196H216V194ZM219 193V192H218ZM222 193V192H221ZM223 193H227L226 191H224ZM233 193V192H232ZM231 193V194H232ZM248 193H250V192H248ZM252 193H254V192H252ZM251 193V194H252ZM3 194V193H2ZM5 194V193H4ZM98 194H99V192H98ZM215 194V195H214ZM236 194V193H235ZM240 194H241V192H240ZM93 195H95V194H93ZM92 195V196H93ZM208 195V194H207ZM222 196H223V194H221ZM233 195V194H232ZM242 195H245L243 192H242ZM97 196V195H96ZM147 196V195H146ZM157 196V195H156ZM225 196H226V194H225ZM237 196H238V194H237ZM4 197H5V195H4ZM11 197V198H12ZM86 197H88L87 196V193H86ZM150 197V196H149ZM152 197V196H151ZM154 197V196H153ZM203 197V196H202ZM205 197V196H204ZM209 197V196H208ZM235 198H236V196H234ZM239 197H240V195H239ZM237 198V200L238 199H240V198ZM244 197V196H243ZM242 197V198H243ZM84 198V197H83ZM82 198V199H83ZM96 199H97V197H95ZM124 198V197H123ZM157 198V197H156ZM206 198L207 197H205V200H206ZM212 198V197H211ZM217 198H218V196L215 198V199H213L212 200V203L211 204H213L214 202H216V200H217ZM224 198V197H223ZM226 198H227V196H226ZM240 199V200H238L239 202H242L241 200H243V199ZM253 198V197H252ZM32 199H34V200H36V203L34 202L33 203V201H32ZM95 199V200H96ZM107 199V198H106ZM111 199V198H110ZM145 199H146V197H145ZM148 199V198H147ZM152 199V198H151ZM161 199V198H160ZM207 199H209V198H207ZM83 200H85V199H83ZM93 200H94V198H93ZM94 200V201H95ZM100 199H98V201H99ZM139 200V199H138ZM204 200V201H205ZM209 200H211V199H209ZM215 200V201H214ZM218 200H219V198H218ZM222 200V198H220V201ZM86 201V200H85ZM84 201V202H85ZM117 201V200H116ZM116 201L114 200V202L116 203ZM126 201H127V199H126ZM157 199L154 201V202H152L154 205H158L157 204ZM201 201V203H202V205L204 204V202H203V200H200ZM214 201V202H213ZM219 201V202H220ZM224 201H225V199H224ZM227 201V200H226ZM225 201V202H226ZM233 201V200H232ZM236 201V200H235ZM235 201H233V202H235ZM249 201H251V199L249 200ZM118 202V201H117ZM128 202V201H127ZM132 201H130V203H131ZM136 202V201H135ZM135 202H134V204H135ZM146 202V201H145ZM147 202H149V199H148V201ZM199 202V201H198ZM206 202V201H205ZM211 202V201H210ZM210 202H208L207 201V205H205L206 207L204 208V211H205V209H211V208H209V205H210ZM218 202V203H219ZM247 202V201H246ZM245 202V203H246ZM1 203H3V202H1ZM6 203H7V201H6ZM6 203H4L5 205H6ZM72 203H74L75 204V208H73V205H72ZM86 203V202H85ZM121 203H124V202H120V204H118L119 206L118 207H122L120 210H118V208L117 209H114V210H116L115 212L113 211V207L115 206V205H117V203L114 205V203H112V211H113V215H111L112 216V218H109V219H111V220H109L108 219V217H107V223L111 226V227H107V225H106V227L108 228V231H109V229L111 230V228H113V227H117L118 228V226H122V225H124L125 223H128V221L131 219V221H133V223H132V225L134 224L135 226L137 225V223L139 222L135 217H134V219H132V218H130V219H128V216L132 213L131 211H133V208H132V204H130V206H128L127 205V207L125 208V206H124V204H123V206H121ZM151 203V204H152ZM175 203V202H174ZM201 203H199V204H201ZM217 203V202H216ZM217 203V204H218ZM244 203V204H245ZM251 203V202H250ZM3 204V205H4ZM8 204V203H7ZM128 204V203H127ZM147 204V206H148V203H146ZM146 204H144V208H145V205ZM150 204V203H149ZM150 204V205H151ZM153 204H152V206H153ZM209 204V205H208ZM217 204H216V207H218L217 206ZM227 204V203H226ZM236 204V203H235ZM239 204V203H238ZM242 205L241 206H243V203H241ZM247 204H249V202L247 203ZM3 205H1L2 206V208H3ZM67 205V206H66ZM101 205V204H100ZM110 205H111V203H110ZM114 205V206H113ZM141 205H143V204H141ZM170 205V204H169ZM220 205H221V202H220ZM224 205V208H225V206L226 207H228L227 205H225V204H222V206ZM229 205V204H228ZM9 206V205H8ZM11 206V205H10ZM109 206V205H108ZM213 206V205H212ZM215 206V205H214ZM232 206V205H231ZM7 207V206H6ZM13 207V206H12ZM71 209H69V208ZM98 208H100V206H97ZM132 209H131V208ZM136 207V206H135ZM167 207V206H166ZM172 207V206H171ZM176 207V206H175ZM201 207H203V206H201ZM208 207V208H207ZM219 207H221V206H219ZM9 208V207H8ZM11 208V207H10ZM9 208V209H10ZM14 209H15V207H13ZM103 208V209H102ZM102 208L100 209V210H103L104 211V213H105V210L104 209H106L107 210V208H106V206H105V208H104V206L102 205ZM170 208V207H169ZM239 208H241V207H239ZM238 208V209H239ZM4 209V208H3ZM13 209V210H14ZM17 210H18V208H16ZM16 209L14 210V211H16ZM89 209H90V211H89ZM134 209H136V208H134ZM151 209V208H150ZM172 209H173V212H174V210L176 211V208L174 209V207H172ZM198 209V208H197ZM216 209V208H215ZM219 210H222L221 208H218ZM12 209H10V211H11ZM68 210V211H67ZM111 210V209H110ZM121 210H123V211H121ZM208 210H206V211H208ZM228 210V209H227ZM1 211V210H0ZM7 211H9V210H7ZM10 211H9V213H10ZM13 211V212H14ZM29 211V210H28ZM99 211V210H98ZM146 211V210H145ZM148 211H149V209H148ZM203 211V210H202ZM231 211V210H230ZM236 211H237V208H236ZM38 212V211H37ZM131 212V213H130ZM160 212V211H159ZM172 212V213H173ZM232 212V211H231ZM1 213V212H0ZM6 213H8V212H6ZM6 213H5V215H6ZM23 214H24V212H22ZM21 213V214H22ZM28 213H30V212H28ZM100 213L103 215V212H99V215H100ZM108 213V215L107 216H110L109 214V212H108V210H107V212H106V214ZM172 213H170V214H172ZM206 213H208V212H206ZM206 213H204L205 215H206V218H205V220L206 221H204V223H203V226L204 227H207V228H209V231H210V233L211 232H213L212 231V229H210V228H212V227H214L215 226V223H216V221H218V219H219V217H218V219L217 220H215L216 218H214V212L213 213H211V214H213V215H211V214H206ZM210 213V212H209ZM255 213V212H254ZM11 217H13L12 216V211H11ZM26 214V213H25ZM91 214H92V216H91ZM98 214V213H97ZM105 214V215H106ZM219 214V213H218ZM229 214V213H228ZM258 214V213H257ZM256 214V215H257ZM71 215V216H72ZM102 215H100L99 217L100 218H102L101 219V222L104 220V219H106L105 217L106 216H104V219H103V217H101ZM240 215V214H239ZM2 216V215H1ZM25 216V215H24ZM23 216V217H24ZM66 216V217H65ZM110 216V217H111ZM162 216V215H161ZM203 216V215H202ZM229 216H230V214H229ZM232 216V215H231ZM15 217V216H14ZM96 217V216H95ZM98 217V218H99ZM131 217V216H130ZM152 217L154 218V219H151V217L149 218L151 221L153 220L154 221V224H155V218L157 217V215H152ZM160 217V216H159ZM223 217V216H222ZM235 217V216H234ZM240 217V216H239ZM17 219H18V217H16ZM16 218L14 219V220H16ZM25 218H26V216H25ZM31 218V217H30ZM29 217H28V219H30ZM35 218H32V219H35ZM65 218V219H64ZM73 218V217H72ZM99 218V219H100ZM144 218V217H143ZM161 218V217H160ZM226 218V217H225ZM247 218V217H246ZM252 218V217H251ZM255 218V217H254ZM257 218V217H256ZM62 219H64L63 221H66V222H64V225L62 224L63 223V221H62ZM164 219V218H163ZM178 219V218H177ZM227 219V218H226ZM225 219V220H226ZM241 219V218H240ZM260 219V218H259ZM8 219H6L5 221H7ZM19 220V219H18ZM18 220H16L14 223L16 224V222H18ZM108 220L110 221V222H108ZM145 221H146V217H145V219H144ZM148 220V219H147ZM157 220H158V217H157ZM165 220V219H164ZM252 220V219H251ZM4 221V220H3ZM11 223H10V222ZM9 221H7L8 223H10V224H14L12 221H11V219L9 220ZM20 221H21V219H20ZM24 221H25V219H24ZM27 221H29V220H27ZM33 221V220H32ZM93 221V220H92ZM161 221V220H160ZM174 221V220H173ZM238 221V220H237ZM242 221V220H241ZM247 221V220H246ZM258 221H260V220H258ZM23 224L25 223V222H23V221H21ZM19 223L20 225L22 224V223ZM61 222V223H60ZM77 222V221H76ZM80 222V221H79ZM78 222V223H79ZM105 222H106V220H105ZM148 222V221H147ZM219 222V221H218ZM217 222V223H218ZM224 222V221H223ZM73 223V224H72ZM77 223V224H78ZM92 223H94V222H92ZM97 223H99V222H97ZM103 223V222H102ZM160 223V222H159ZM158 223V224H159ZM162 223V222H161ZM221 223V222H220ZM226 223V222H225ZM228 223V222H227ZM260 223V222H259ZM4 224V223H3ZM10 224H7V225H10ZM23 224L21 225L22 226V228L24 229V227H25V229H27L26 228V226H27V224H29V222H27V224H25L26 226H23ZM57 224V225H56ZM59 224H61V225H63V226H65L64 228H65V231L66 232H63L62 233V231H61V225H59ZM82 224V223H81ZM151 224V223H150ZM152 224H153V222H152ZM219 224V223H218ZM223 224V223H222ZM242 224V223H241ZM19 225V226H20ZM59 225V226H58ZM84 225V224H83ZM81 226L82 228L84 227V226ZM94 225V224H93ZM99 225H104V224H99ZM133 225V226H134ZM148 225V224H147ZM162 225V224H161ZM227 225V224H226ZM255 225V224H254ZM0 226H2V224H0ZM6 226V225H5ZM11 226V225H10ZM20 226V227H21ZM30 226V225H29ZM32 226V227H33ZM51 226H52V228H51ZM57 226L60 228V230L59 231H61L60 232V234L62 235H60V237H61V239H57L56 240V237H55V233H57V232H55V229L57 228ZM62 226V227H63ZM95 226V225H94ZM93 226V227H94ZM96 226H98V224L96 225ZM95 226V227H96ZM126 226H129L128 224L126 225ZM125 226V227H126ZM134 226V227H135ZM212 226V227H211ZM223 226V225H222ZM242 226V225H241ZM32 227L31 228H29V229H32ZM80 227V228H81ZM92 227V226H91ZM92 227V228H93ZM105 227V228H106ZM123 228H124V226H122ZM172 227H174V226H172ZM216 227H218V225L216 224ZM216 227H215V229H216ZM224 227V226H223ZM227 227H228V225H227ZM0 228H2V227H0ZM64 228L62 229V230H64ZM91 228V229H92ZM107 228H106V230L105 231H107ZM117 228H115V229H117ZM179 228V227H178ZM207 228H205V229H207ZM218 228H221V226L220 227H218ZM233 228V227H232ZM76 230H77V228H75ZM84 229L85 228H83V231H84ZM91 229L88 231V232H91ZM94 229V228H93ZM93 229H92V231H93ZM102 228H101V226H100V230H101ZM115 229H113V231L115 230ZM119 229V228H118ZM129 229V228H128ZM190 229V228H189ZM224 229H225V227H224ZM34 230V229H33ZM75 230V232H77ZM78 230H79V228H78ZM97 230V229H96ZM140 230V229H139ZM173 230V229H172ZM175 230V229H174ZM177 230V229H176ZM227 230V229H226ZM230 230V229H229ZM13 231H15V230H13ZM31 231V230H30ZM104 231V232H105ZM127 231V230H126ZM125 231V232H126ZM130 231V230H129ZM166 232L168 231V230H165ZM170 231H171V229H170ZM220 231V230H219ZM19 232V231H18ZM32 232V231H31ZM80 232V231H79ZM85 232V231H84ZM98 232V231H97ZM222 232V231H221ZM13 233V232H12ZM29 233V232H28ZM28 233H26V234H28ZM33 234H35V230H34V232H32ZM93 233H95V232H93ZM92 232H91V234H93ZM99 233V232H98ZM131 233V232H130ZM205 233V232H204ZM0 234H2V233H0ZM4 234V233H3ZM36 234L34 235V236H36ZM82 234V233H81ZM88 234H89V236H91L90 235V233H87L86 235L88 236ZM135 234V233H134ZM167 234V233H166ZM252 234V233H251ZM254 234V233H253ZM32 235V234H31ZM58 235V236H59ZM110 235V234H109ZM109 235H107L108 237H113V236H109ZM114 235V234H113ZM130 235V234H129ZM200 235V234H199ZM203 235V234H202ZM206 235V234H205ZM209 235V234H208ZM236 235V234H235ZM16 236V235H15ZM26 236V235H25ZM78 236V235H77ZM93 236V235H92ZM94 236H95V234H94ZM121 236H123L124 237V234H122ZM140 236H142V235H140ZM139 236V237H140ZM154 236V235H153ZM226 236V235H225ZM234 236V235H233ZM238 236V235H237ZM245 236V235H244ZM11 237V236H10ZM13 237H14V235H13ZM13 237H11V239L13 238ZM23 237H24V235H23ZM20 238L19 239V243L22 241V239H25V238ZM27 237V236H26ZM76 237V236H75ZM130 237V236H129ZM165 237V236H164ZM197 237V236H196ZM224 237V236H223ZM2 238V237H1ZM15 238V237H14ZM13 238V239H14ZM31 238H33L34 239V237H31ZM38 239V237L36 236L35 237V239L34 240H37ZM71 238H69V242L68 241H66V242H68V243H70L71 241ZM78 238V237H77ZM155 238V237H154ZM206 238V237H205ZM236 238V237H235ZM16 239V240H15ZM14 239V241H16V243H17V237ZM29 239V238H28ZM82 239V238H81ZM97 239V238H96ZM108 239H110V238H108ZM125 239H126V235H125ZM157 239V238H156ZM163 239V238H162ZM208 239H210V238H208ZM234 239V238H233ZM10 240V239H9ZM8 240V241H9ZM21 240V241H20ZM31 240V239H30ZM65 240H67V239H65ZM84 240H87V239H84ZM113 240V239H112ZM131 240V239H130ZM164 240V239H163ZM200 240V239H199ZM202 240V239H201ZM206 240V239H205ZM212 240V239H211ZM211 240H209V241H211ZM238 240H239V237H238ZM1 241V240H0ZM11 241V240H10ZM26 241V240H25ZM78 241V240H77ZM82 241V240H81ZM124 243V239L122 240V238L120 239V244L122 243V242ZM195 241V240H194ZM213 241V240H212ZM211 241V242H212ZM241 241V240H240ZM13 242V241H12ZM27 242V241H26ZM37 242V241H36ZM35 242V243H36ZM65 242V243H66ZM84 242V241H83ZM87 242V241H86ZM136 242V241H135ZM139 242L141 243V241L139 240ZM143 242V241H142ZM197 242H198V240H197ZM201 241H199L198 242V245H200L201 243H200ZM231 242H232V240H231ZM245 242V241H244ZM3 243H4V241H3ZM3 243H1L2 244V246H4L3 245ZM22 244L23 243H25V242H21ZM66 244L67 246L66 247H68L69 246V244ZM72 243H74V242H72ZM71 243V244H72ZM79 243V242H78ZM77 242H75V244H76V246H77V244H78ZM88 243V242H87ZM90 243V242H89ZM106 243V241H104V244ZM119 243V242H118ZM122 243V244H123ZM150 243V242H149ZM155 243V242H154ZM174 243V242H173ZM172 243V244H173ZM181 243V242H180ZM196 243V242H195ZM234 243H236V242H234ZM237 243H238V241H237ZM8 244V243H7ZM10 244V243H9ZM12 244V243H11ZM10 244V245H11ZM18 244V243H17ZM21 244V245H22ZM26 244V243H25ZM92 244V243H91ZM107 244V243H106ZM120 244H119V246L117 245V247L118 248H121L120 247ZM121 244V245H122ZM136 246H138L139 244L136 242ZM147 244V243H146ZM182 244V243H181ZM226 244V243H225ZM233 244V243H232ZM9 245V246H10ZM16 246L18 249H16V247H14L13 245L12 246H10V247H12L11 249L13 250L14 248V250H16V251H18V250H20V248L19 247H22V246ZM29 245V244H28ZM27 245V246H28ZM111 245V244H110ZM113 245V244H112ZM144 245V244H143ZM168 245V244H167ZM170 245V244H169ZM216 245V244H215ZM219 245V244H218ZM217 245V246H218ZM237 245V244H236ZM71 246V245H70ZM73 246V245H72ZM75 246V245H74ZM84 246V245H83ZM102 246V245H101ZM134 246V248L136 247L135 245H133ZM132 246V247H133ZM140 246V245H139ZM151 246V245H150ZM207 246V245H206ZM241 246V245H240ZM91 247V246H90ZM104 247H106V256L105 255H101V250L103 251V249H104V251H105V248ZM102 249H98L101 253H100V256L102 257V256H104L105 258L106 257H109L110 258V255L111 254H109V253H107V248L109 247V242H108V244L107 245H105ZM116 247V248H117ZM122 247L123 248H121V249H124L125 248V246L124 245H122ZM126 247H127V245H126ZM143 246H141V248H136V249H138L139 251H141V249H143L142 248ZM152 247V246H151ZM200 247H202V248H205V247H203V246H199V249H202V248H200ZM236 247V246H235ZM23 248V247H22ZM36 248V247H35ZM34 248V249H35ZM82 248V247H81ZM110 248H111V246H110ZM113 248V247H112ZM148 248V247H147ZM154 248V247H153ZM183 249L185 248V247H182ZM198 248V247H197ZM233 248V247H232ZM239 248V247H238ZM9 249V247L7 248V250ZM30 250H32L31 251V253H33V251L35 252L36 250H37V248H36V250H34L33 248L31 249V248H29ZM69 249V248H68ZM78 249H80V248H78ZM85 249V248H84ZM120 249V250H121ZM126 249V248H125ZM125 249L123 250L124 252H125ZM133 249V248H132ZM150 249L151 248H149V251H150ZM189 249V248H188ZM188 249H186L187 251H189ZM207 249V248H206ZM235 249H237V247L235 248ZM240 249V248H239ZM0 250H1V248H0ZM26 250V249H25ZM29 250V251H30ZM65 250H66V252H65ZM97 250V249H96ZM95 250V251H96ZM147 250V249H146ZM185 250V249H184ZM184 250H183V252H184ZM186 250H185V252H186ZM194 250V249H193ZM203 250V249H202ZM220 250V249H219ZM2 251V250H1ZM10 251V250H9ZM9 251H8V253H9ZM15 251V252H16ZM23 250L21 249L20 250V253L22 252ZM38 251V253L40 252L41 253V251H39V250H37ZM36 251V252H37ZM76 251H77V249H76ZM75 251V252H76ZM83 251H85V250H83ZM82 251V252H83ZM88 251V250H87ZM103 251V252H104ZM108 251H109V249H108ZM118 251L119 250H117L116 252L118 253ZM135 251H137V250H134L133 251V254L135 255ZM153 251V250H152ZM155 251V250H154ZM157 251V250H156ZM165 251V250H164ZM181 251V250H180ZM210 251H212V250H210ZM209 251V252H210ZM214 251V250H213ZM213 251H212V253H213ZM236 250H234V252H235ZM7 252V251H6ZM5 252V253H6ZM10 252H12V251H10ZM19 252V251H18ZM27 252V251H26ZM78 252V251H77ZM121 252H122V250H121ZM120 251H119V254L121 253ZM123 252V253H124ZM130 252H131V250H130ZM135 252V253H134ZM141 252H143V251H141ZM141 252H137V254H140ZM146 252V251H145ZM192 252V250H190V253ZM201 252H203V251H201ZM208 252V251H207ZM205 250H204V252L203 253H207ZM225 252H227V251H225ZM231 252V251H230ZM68 253H71V252H69L68 251ZM87 253V252H86ZM110 253H111V251H110ZM114 253H115V250H114ZM116 253V256L118 255ZM123 253H122V255H123ZM151 253V252H150ZM157 253V252H156ZM182 253V252H181ZM217 253V252H216ZM224 253V252H223ZM233 253V252H232ZM23 253H21V255H22ZM55 254L57 255L56 257H55ZM102 254H105V253H102ZM108 254V255H107ZM124 254H126V253H124ZM147 254H149V252L147 253ZM183 254V253H182ZM194 254V253H193ZM192 254V255H193ZM205 254H203L204 255V257H205ZM226 254V253H225ZM33 255V254H32ZM43 255V256H44ZM67 255H69V254H67ZM85 255H87V254H85ZM97 255V254H96ZM115 255V254H114ZM114 255H113V258H114ZM133 255V256H134ZM160 255V254H159ZM163 255V254H162ZM172 255V254H171ZM196 255V254H195ZM198 255V254H197ZM196 255V256H197ZM201 255H202V253H201ZM202 255V256H203ZM233 255V254H232ZM235 255H237V254H235ZM26 256V255H25ZM24 255H22L21 257H25ZM44 256V257H45ZM82 256H83V254H82ZM121 256V255H120ZM120 256H117L118 257V259H120L121 257ZM124 256V255H123ZM126 256V255H125ZM125 256L123 257L124 259H126L127 261L128 260H130V259H127V257L125 258ZM146 256V258L148 257H150V255H145ZM145 256L143 255V258H145ZM157 256V255H156ZM170 256V255H169ZM175 256V255H174ZM182 256V255H181ZM225 256H227V255H225ZM27 257H29V255L27 256ZM55 257V258H54ZM70 257V256H69ZM74 257V256H73ZM94 258H95V256H93ZM97 258V259H104L103 257L102 258ZM120 257V258H119ZM138 257H140V255L138 256ZM142 257V256H141ZM159 257V256H158ZM165 257V256H164ZM167 257V256H166ZM173 257V256H172ZM190 257H193V256H190ZM203 257V260H206L205 258ZM217 257V256H216ZM230 257V256H229ZM11 258V257H10ZM9 258V259H10ZM43 258V257H42ZM66 258V257H65ZM80 258H81V256H80ZM108 258V259H109ZM120 259V260H122L123 262L125 261L124 259ZM134 258L136 259L137 257H136V255L134 256ZM133 258V259H134ZM147 258V259H148ZM177 258V257H176ZM183 258V257H182ZM193 258H195V256L193 257ZM193 258L191 259L190 258V260H192V262H194V260H193ZM201 259H202V257H200ZM211 258V257H210ZM236 258V257H235ZM40 257H38V258H36V257H34V259L33 260H29V261H25V260H22V259H20L21 261H19V263H17V264H42V262L44 263V261H42V262H40L42 259H40ZM67 259V258H66ZM66 259H64V261L66 260ZM72 261L74 260L73 258H70ZM75 259H76V257H75ZM78 259V258H77ZM91 259V258H90ZM114 259H116V260H114V261H117L118 259L117 258H114ZM140 261H138V260ZM136 260H137V264H143L144 263V260L143 261H141V259L142 258H137ZM157 258H155V260H156ZM178 259V258H177ZM183 259H185V258H183ZM201 259H199V261H202ZM225 259V258H224ZM231 259V258H230ZM13 260V259H12ZM136 260H134V264H136ZM150 260V259H149ZM158 260V259H157ZM169 260V259H168ZM181 260V259H180ZM195 260H196V258H195ZM212 260V259H211ZM213 260H215V259H213ZM221 260H222V258H221ZM227 260V258L225 259V261ZM5 261V260H4ZM7 261H8V258H7ZM63 261V260H62ZM81 261V260H80ZM82 261H83V259H82ZM93 261H95V260H93ZM104 261H108V260H104ZM122 261H119L118 260V262H121V264H123V262ZM146 261V260H145ZM151 261V260H150ZM174 261V260H173ZM177 261V260H176ZM183 261V264H184V262L186 263V261H184V260H182ZM189 261V260H188ZM198 261V257H197V260H196V262ZM222 261H224V260H222ZM222 261H220L219 260V264H221V262ZM237 261H238V259H237ZM9 262H11V261H9ZM8 262V263H9ZM74 262H79L78 260H76V261H74ZM133 262V261H132ZM161 262V261H160ZM168 262V261H167ZM170 262V261H169ZM178 262H179V259H178ZM227 262V261H226ZM235 262V261H234ZM239 262V261H238ZM246 262V261H245ZM66 263V262H65ZM69 263V262H68ZM82 263V262H81ZM86 263V262H85ZM84 263V264H85ZM125 264H127L126 262H124ZM157 263H159V261L157 262ZM207 263V261H205V264ZM210 263V262H209ZM213 263V262H212ZM215 263H216V261H215ZM215 263H213V264H215ZM46 264V263H45ZM67 264V263H66ZM70 264V263H69ZM77 264V263H76ZM94 264V263H93ZM95 264H99V263H97V262H95ZM107 264V263H106ZM118 264V263H117ZM161 264V263H160ZM199 264V263H198ZM204 264V263H203ZM227 264V263H226ZM230 264V263H229Z\"/></svg>",
    "mask_w": 264,
    "mask_h": 264
},
{
    "label": "crops",
    "instance_id": "crops-1",
    "mask_svg": "<svg viewBox=\"0 0 264 264\" xmlns=\"http://www.w3.org/2000/svg\"><path fill=\"white\" fill-rule=\"evenodd\" d=\"M32 36H33V35H31V36H30V35H27L26 37H23L22 39H23V40H27L28 38L31 37L30 39H32L33 41H37V38H35V37H37V36H35V35H34V37H32ZM18 42H19V41H18ZM15 43H16V42H15ZM38 44L40 45V43H38ZM29 51H31V50H29ZM32 53H33V52H32ZM32 53H31V55H32ZM33 54H34V53H33ZM34 57H35V55H34ZM38 58H39V56H38ZM33 65H34V69H35V64H33ZM51 86H52V85L45 84V87H47L48 89L51 88Z\"/></svg>",
    "mask_w": 264,
    "mask_h": 264
}]
</instances>
